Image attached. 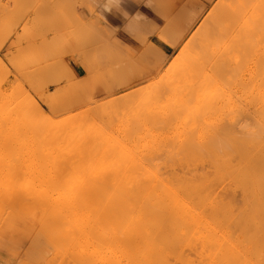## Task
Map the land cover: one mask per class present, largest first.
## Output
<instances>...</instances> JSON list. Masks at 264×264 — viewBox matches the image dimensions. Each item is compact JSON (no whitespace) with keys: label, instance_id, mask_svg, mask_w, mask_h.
Returning a JSON list of instances; mask_svg holds the SVG:
<instances>
[{"label":"rangeland","instance_id":"1","mask_svg":"<svg viewBox=\"0 0 264 264\" xmlns=\"http://www.w3.org/2000/svg\"><path fill=\"white\" fill-rule=\"evenodd\" d=\"M184 1H186V2H184ZM203 1V2H202ZM240 3H241V5H243V3L240 1V0H238ZM238 1H236V0H233V1H231V0H154V3H152V4H150V11L151 12H145L144 11V13H140V15H138V16H135V17H133V18H130V19H128L127 21V23H126V25L127 24H131L132 26H133V30L131 31V33H130V36H125L124 35V31L122 32V31H119V30H117L116 28H114V25H113V22H112V20H110V19H108V18H104V17H102L101 15V5H103V4H107L108 2H109V0L107 1V2H103V0H0V66H1V69H0V71H4V72H1L0 74H2V75H0V120H2V121H0V161L2 162V164H1V162H0V197H3L6 193H8V194H6L7 196L8 195H10L12 192H14V191H16L17 189H16V186L18 185V189H19V187H23L24 186V190H25V192H27L26 193V195H27V198H25L24 197V195H25V192H24V195H22V198L24 199V200H22L21 199V196H19L20 197V199L23 201V202H21V203H19L21 200H19L18 199V203L16 202V201H14V206H12V208L13 207H16V209L15 208H13L14 209V213L16 212V214H17V211L19 212L18 214H17V217H15L16 215H14V213H13V216H14V218L12 217L11 218V214H12V212H13V210H11L12 208H8V206H11V205H9V204H12L11 202H9L10 200H8L11 196L13 197L15 194H13V195H10V197H7L6 198V196H4L3 197V199H0V202H1V200H4L5 202H8V203H6L5 205H7L8 204V206L5 208V207H3V206H5V205H3L4 203V201L2 202V203H0V264H80V262L81 261H83V263L82 264H89V263H92V264H96V263H98V264H106V262L108 263L110 260H111V263L112 264H117V262H119L118 264H121V263H123V264H125V260L127 261V262H131V263H126V264H132V260H134V258L133 257H136L135 255H136V252L137 251H139V250H143V249H145V251L143 250V252H144V254L145 255H147L146 253L148 252V254H150V256H151V258H150V256H146V261H145V255L143 254V252H141L140 251V254H138V257H139V255H140V257L139 258H141L142 257V259H144V262H146V264H147V262L150 264L151 262H152V264H157V257L158 256H155V258L154 259H156V260H154V261H156V263H154L153 261H151L153 258V256L151 255V252H149V251H147V249L149 250V243L150 242H146L145 240H147L148 238H146V239H143V236L141 237V234H139V233H141L142 232V235L143 234H145L144 235V238H145V236L147 237L148 235H146V233H147V227L146 226H143V225H133V227H132V225L131 226H129L130 228H129V230H128V226H123V229L125 228V231L126 232H124V233H126V235L128 236V233H129V236H130V234H132L131 232L133 231V228L135 229V231H133V235L135 236V234L137 233V235L138 236H135V237H133V239L135 238H139V239H137L136 240V242H138V244H136V242H134L135 241V239L133 240V245H135L134 247L132 246V244H131V246L130 247H132V250L134 249L135 250V255L133 254H131V253H128V252H130L131 251V248L130 247H128L129 246V242H131L132 241V238H131V236H133V235H131L130 237H129V239L131 238V240L129 241V239H128V237L126 238V235H124V233L122 232V234L120 233L121 231H123V229L122 230H120L119 231V233H118V230H117V235H113L114 233H116V232H114V231H116V229H117V227H115V228H112L111 227V225L110 224H108V226H109V228L108 229H111V230H109V231H111V233H108L109 231H107L106 229H107V226H105V224L101 221L100 222V220H97L96 218H95V216H96V210L94 209V212L93 213H91L92 211L91 210H89V208H86V205H85V203L82 201L83 199L82 198H80V199H82V200H80L79 199V197H77L78 196V194H76V196H75V193L73 194L72 192H71V190L69 191V188H67V186L65 187L66 188V190H67V192L69 191V193H66V190H64V188L62 189V188H59L58 186H57V189L55 188L56 186L55 185H59L61 182L62 183H65L64 181L66 180L65 179V177H63L62 175H59V174H61L62 172H63V170H62V164H64V162L62 163V160H63V158H64V161L66 160V158L67 159H71L70 160V162H72V160L74 159V161L76 160L75 159V157H77L76 155H74L73 153H71V152H69L68 151V145H70V147L73 145V143L71 144V142H74L75 140H73V139H75L78 135H81V136H79V138L81 137V139L78 141V139L79 138H76L77 140L75 141L76 143H79V144H81L82 142L84 143V145L86 144L85 142L87 141V145H88V147H89V145H91L92 147H93V151H94V154H96V153H98V152H100L99 150L100 149H98L99 147H97V148H95L94 149V147H96L97 145H98V143H100V141L98 142V140H100L101 139V143H100V145L103 147L102 149H105V148H107L108 146H109V148L107 149V157L106 158H108V159H110L111 157H115V153H113V152H115L116 150H119V148L117 149V147L115 148L114 146H115V144H119L120 145V142H121V140H122V142H123V140L125 141V143H128L129 142V140H130V144H133V143H140V144H144V142H146V143H153V140H154V143H156L157 142V144H163V143H165L166 142V144H169L170 143V145H169V147L171 146V144H172V142H173V144L175 143L174 141H173V139H177V137H178V139H177V141H178V143L180 144V146H181V148H185V147H188V144H190L189 146L191 147V148H193L194 150V152H198V151H196V149H198V148H195L196 146H202L201 148H199V149H202L203 148V143H204V148H203V150L205 149V144L207 143V142H209V141H213V142H215L216 140H213V136H218V138H219V135L220 136H222V137H230L229 135V133H230V129H232L233 131L232 132H235V130H238L237 128L241 125H239V117H237L238 116V114H239V112H240V114H241V111H240V109H243L242 107H244L245 105L244 104H246V102H247V99L245 100V98H246V94L247 93H245V92H247V90H246V87H244L245 88V90L243 89V87H242V84H240L241 82H238L239 83V85H238V83L236 84V80H235V78L233 77V79H234V81H235V83H234V81H232L231 79H229V81L228 80H226L225 78H227V76L226 77H223V75H220L219 77H218V75H215L216 77H214V78H216V79H213V80H211V81H209V80H207V81H202V83H201V81H195V82H193L191 85H190V83H188V82H191L190 80H188L189 79V77H187V78H185V79H183V80H181V81H170V83H167V79H168V76H170V74L172 73V68L173 69H175L176 67H177V65H179V63L181 64V63H184V62H186L185 61V59L187 58V55H189L190 54V52H191V50H190V48L187 46L186 47V43H187V38H190L189 36L190 35H193V34H195V36L197 35H199L200 36V38H202L203 36V34L205 33V30H208V28L209 27H211L212 25H210L209 24V26H207V25H203V20H204V16L205 17H211V20H215V22H216V25L215 26H212V27H214L213 28V31H217V30H219V29H221V27H223L222 25H223V23L222 22H224V26L227 24V21H229L231 18H232V16L231 15H233L234 14V11L236 12V13H238V11H236V10H233V9H230V5H232L233 4V2L235 3V2H237V4L239 3ZM246 0H244V2H245ZM216 3V5H215V3ZM247 2H248V0H247ZM197 3V4H196ZM232 3V4H231ZM236 4V5H237ZM144 5H147V3H146V0L144 1ZM206 5V6H205ZM213 5H215V6H213ZM245 6L247 5L246 3L244 4ZM205 6V7H204ZM219 6V7H218ZM233 6V5H232ZM83 7H85V8H87L89 11H90V13L93 15V16H96V17H94V18H91L88 22H86V23H84L79 17H78V10L80 9V8H83ZM164 7H165V9H164ZM221 8V9H220ZM226 8V9H225ZM210 9V10H209ZM105 10H109V9H105ZM182 10V11H181ZM233 10V11H232ZM192 11H194V12H192ZM209 11V12H208ZM220 11V12H219ZM229 11V12H228ZM231 11H232V13L233 14H231ZM160 12V13H159ZM180 12V13H179ZM181 12H182V14H181ZM196 12V13H195ZM202 12V13H201ZM208 12V13H207ZM225 12V13H224ZM191 13V14H190ZM230 13V14H229ZM161 14V15H160ZM179 14V15H178ZM198 14V15H197ZM206 14V15H205ZM210 14V15H209ZM220 14V15H219ZM238 14H240V12L238 13ZM212 15H214V16H212ZM187 16V17H186ZM212 17H214L213 19H212ZM215 17H217V18H215ZM229 17H231L230 19H229ZM187 18V19H186ZM189 18H191V19H189ZM219 18V23H218V21L216 20V19H218ZM194 19H195V21H194ZM16 20V21H15ZM188 20V21H187ZM202 20V21H201ZM15 21V22H14ZM91 21H92V23H91ZM200 22V23H199ZM201 22H202V24H201ZM210 22V21H209ZM191 23V24H190ZM194 23V24H193ZM168 24H170V25H168ZM187 24H190V25H187ZM200 24V25H199ZM219 24V25H218ZM222 24V25H221ZM164 25V26H163ZM199 25V26H198ZM150 26V27H149ZM204 26H207V27H204ZM220 28H219V27ZM12 27V28H11ZM147 27V28H146ZM211 27V28H212ZM216 27H218V28H216ZM205 29V30H204ZM202 31V32H201ZM191 32H192V34H191ZM196 32V33H195ZM199 33V34H198ZM185 35V36H184ZM196 36V40H198V38H199V36L197 37ZM202 36V37H201ZM65 42V43H64ZM172 42V43H171ZM179 42V43H178ZM185 42V43H184ZM62 43H64V44H62ZM174 43H176V44H174ZM62 44V45H61ZM17 46V47H16ZM61 46H63V47H61ZM183 46V47H182ZM68 47V48H67ZM70 48V49H69ZM91 48H92V50H91ZM159 48V49H158ZM60 49H62V50H60ZM160 49H162L165 53H162V52H160ZM189 49V50H188ZM70 50V51H69ZM158 50V51H157ZM58 51V52H57ZM72 51V52H71ZM91 51V52H90ZM71 52V53H70ZM19 58V59H18ZM150 58H151V60H150ZM155 58V59H154ZM157 58V59H156ZM162 58V59H161ZM183 59H184V62H183ZM17 60V61H16ZM20 60V61H19ZM156 60V61H155ZM157 60H158V62H157ZM14 61V62H13ZM18 64H17V63ZM19 62H21V63H19ZM22 62H23V64H22ZM95 62V63H94ZM27 65H26V64ZM151 63V64H150ZM152 63H153V65H152ZM13 64H15V65H13ZM17 64V65H16ZM168 64V65H167ZM207 64H209V66H210V68H209V66H207V67H204V71L205 70H207V71H205L207 74H213L214 72V74H218V72H217V66H216V64H211L210 65V63H207ZM206 64V65H207ZM149 65V66H148ZM151 65V66H150ZM205 65V66H206ZM16 66V67H15ZM27 68H26V67ZM147 66H148V68H150V69H147ZM180 66V65H179ZM214 66V67H213ZM5 67V68H4ZM20 68V69H19ZM7 71H6V70ZM147 69V70H146ZM159 71H158V70ZM16 70V71H15ZM23 70V71H22ZM50 70V71H49ZM156 70V71H155ZM30 71V72H29ZM34 71V72H33ZM49 71V72H48ZM58 71H60V72H58ZM213 72V73H211V72ZM9 72V73H8ZM19 72V73H18ZM33 72V73H32ZM42 72V73H41ZM45 72V73H44ZM48 74H47V73ZM58 72V73H57ZM65 72H66V74H65ZM209 72V73H208ZM4 73V74H3ZM32 75H31V74ZM35 73V74H34ZM40 73V74H39ZM50 73H52L51 74V76L54 74V76H52V78H51V76H50ZM71 73V74H70ZM82 73V74H81ZM131 73H132V76H130V77H132L133 79L135 78L134 76H136V79L135 80H133V79H127V83H125V85L127 84V86H125V85H123V83H122V81L124 82V80H126L125 78L127 77V74H129V75H131ZM143 74L142 76L141 75H139V74ZM161 73H163V74H161ZM167 73V74H166ZM6 74V75H5ZM42 74V75H41ZM16 75V76H15ZM25 75V76H24ZM58 75V76H57ZM59 75H60V77H59ZM129 75H128V78H130L129 77ZM145 75V76H144ZM162 75H164V77L162 76ZM2 76V77H1ZM5 76V77H4ZM45 76V77H44ZM141 76V78L143 79L142 80V82H140V80H139V77ZM26 77V78H25ZM55 77H59V78H55ZM149 77V78H148ZM166 77V78H165ZM29 80H28V79ZM52 80H50V79ZM79 78V79H78ZM124 78V79H123ZM138 78V79H137ZM147 78V79H146ZM4 79V80H3ZM46 79V80H45ZM49 79V80H48ZM43 80V81H42ZM80 80V81H79ZM120 80V81H119ZM128 80H129V82L130 81H132L131 83L132 84H130L129 85V82H128ZM139 80V81H138ZM219 80V81H218ZM32 81V82H31ZM134 81H135V83H136V81H138L137 82V84H135L134 83ZM164 81H165V83H164ZM187 81V82H186ZM221 81V82H220ZM222 81H224V82H222ZM232 81V82H231ZM28 82H30V85H29V83ZM51 82V83H50ZM105 84H104V83ZM126 82V81H125ZM152 82V83H151ZM169 82V81H168ZM211 83V85H210V83ZM111 83V84H110ZM116 83V84H115ZM121 83H122V85H123V87H122V85H121ZM172 83V84H171ZM226 83V84H225ZM228 83V84H227ZM235 84V86H234V84ZM18 84H19V87H18ZM114 84V85H113ZM151 84V85H150ZM168 84V86H166ZM203 84V85H202ZM206 84V85H205ZM225 84V85H224ZM107 87H106V86ZM118 85H119V87H118ZM121 85V86H120ZM170 85L173 87V89H172V87H170ZM180 85H184V87L182 86V88H180L179 86ZM186 85H187V88H185L186 87ZM188 85H190L189 87H192V91H191V88H189V90L191 91V95H189V91H187L186 89H188ZM196 85V86H195ZM199 85V86H198ZM210 85V86H209ZM238 85V86H237ZM22 86V87H21ZM31 86V87H30ZM105 86V87H104ZM117 87V88H115V87ZM134 88H133V87ZM176 86H178L179 88H177ZM7 87V88H6ZM122 87V88H121ZM126 87V88H125ZM130 87H131V89H130ZM139 87H142V90H135V91H137V93L136 94H133L132 92H131V90L132 91H134V89L135 88H139ZM163 87H165V89L163 88ZM175 87H176V90L174 91V89H175ZM208 87V88H207ZM241 87H242V89L245 91H243V90H241ZM4 88H5V90H4ZM75 88V89H74ZM121 88V89H120ZM123 88H124V90H123ZM144 88V89H143ZM171 88V89H170ZM184 88V89H183ZM199 88H201V89H199ZM221 88V89H220ZM20 89V90H19ZM130 89V90H129ZM140 89V88H139ZM178 89H182V91L180 90V91H178ZM204 89V90H203ZM236 89V90H235ZM74 90V91H73ZM127 90V91H126ZM163 90H164V92H163ZM170 92V94L167 92ZM169 90H172V92L171 91H169ZM187 91V93H186V91ZM212 90V91H211ZM215 90V91H214ZM218 90H219V92H218ZM7 91H8V93H7ZM71 91H73V92H71ZM128 91L129 92H131L132 93V96H131V93H130V95L127 97L126 96V94L128 93ZM163 92V94L164 93H166L167 95H165L166 97H164V95L162 94V92ZM176 91H177V93L179 94L180 93V95H178V94H176ZM198 91V92H197ZM236 91V92H235ZM242 91H243V93H242ZM151 92V93H150ZM160 92V93H159ZM174 92V93H173ZM185 92V93H184ZM194 92V93H193ZM206 92H207V94H206ZM234 94H233V93ZM5 93V94H4ZM109 93V94H108ZM156 93V94H155ZM157 93H158V97H160L161 95L163 96V97H161V98H159L160 99V102L157 100V98L158 97H156L157 96ZM182 93V94H181ZM218 93V94H217ZM227 93V94H226ZM75 96V94H76V97H79L80 99H76V97L73 99V95ZM108 94V95H107ZM151 94H153V95H151ZM161 94V95H160ZM172 94L174 95L173 97H172ZM186 95V96H184V95ZM194 94H195V98L194 97H192V96H194ZM224 94V95H223ZM229 94V95H228ZM239 96V97H235V96H237V95ZM245 94V95H244ZM12 95V96H11ZM42 95V96H41ZM44 95V96H43ZM105 95V96H104ZM156 95V96H155ZM181 96V100L179 99V98H177L176 96ZM198 95L200 96L199 97V99H201V98H203L202 96H204V99H201V103H200V106H198L199 104H198V100H197V97H198ZM242 95L244 96V97H242ZM14 96V97H13ZM72 96V98L70 99L71 100V102H72V99H73V102L72 103H75V101L77 100L78 101V103L76 102V104H78L77 106H73L72 105V109H73V107H78L77 108V110H75L76 108H74L73 110L71 109V104H70V102H68L70 105V109L68 108V107H65V106H67L66 104L67 103H65L66 101H65V99L64 98H66L67 97V99L69 100V98L68 97H71ZM107 96V97H106ZM120 96H122L123 98H121ZM147 96V97H146ZM168 96H170V98H168ZM183 96H184V98H183ZM188 96H190V97H188ZM9 97V98H8ZM12 97V98H11ZM18 97V98H17ZM25 97H27L26 99H25ZM42 97V98H41ZM103 97V98H102ZM120 97V100H118V98ZM132 97V98H131ZM145 97H146V99H145ZM154 97H156V99H154ZM175 97L178 99V100H180V102L181 101H183L184 103H186V105H184L183 107H181V109H183V110H180V108H178L177 109V107H179V106H177L176 108H174L176 105V103H177V105H179L178 103H179V101L177 102V99H176V101H175ZM185 97H186V99H185ZM187 97H188V99H191L190 101L189 100H187ZM241 97V98H240ZM15 98V99H14ZM30 98V99H29ZM93 98H95V99H93ZM116 99L117 101H119L120 102V104L118 105V102L117 101H112L113 99ZM127 98V99H126ZM140 98H143V100L144 101H142V99H140ZM149 98H151L150 100H151V102H149ZM154 100H153V99ZM162 98H165L164 100H170V99H172L173 100V98H174V101H170L169 102V100L167 101V103L166 102H164V100L162 99ZM166 98H168V99H166ZM221 98V99H220ZM227 98V99H226ZM3 99H5V100H3ZM14 99V100H13ZM24 99V100H23ZM34 99V100H33ZM60 99H64L63 101H64V103H65V106H64V104H63V102L61 103V101H60ZM66 99V100H67ZM76 99V100H75ZM124 99V100H123ZM132 101H131V100ZM136 99H138V100H136ZM193 99V100H192ZM213 99V100H212ZM217 99V100H216ZM236 99H237V102H235L236 101ZM239 99H241V100H239ZM21 100H22V102L24 101V102H26V100H27V102H26V104L23 102V104L25 105V107H24V105L23 104H21V105H23V106H21L20 104H19V102H21ZM30 100V101H29ZM32 100V101H31ZM59 100V101H58ZM89 100H90V102L93 100V102H94V100H95V103H94V105L96 106V109L98 110H96V109H93V111H91V112H93V113H91V112H84V114L85 113H87V115L85 114V116H88V114H92V115H89L88 117H85V119H83L82 117V119L84 120V122H83V120L81 119V121H80V123H79V121L77 120V122L78 123H76V124H74L75 122H76V119H78L77 117H79V115L77 116H75L76 118H73V116L75 115V113L76 114H80V110H84L85 111V109H86V106H87V103L89 102ZM107 101V104H106V101ZM147 100H148V102H147ZM158 101L157 103H155V101ZM163 100V101H162ZM212 100V101H211ZM5 103H4V102ZM57 101H58V104L60 103L61 104V106L60 105H58V104H56L55 105V103H57ZM122 101H123V103H122ZM125 101V102H124ZM136 101V102H135ZM137 101H139L140 103H138ZM185 101H187L188 103L189 102H193V103H187V102H185ZM215 101H217V102H215ZM246 101V102H245ZM21 102V103H22ZM30 102V103H29ZM31 102H32V104H31ZM52 103V105H51V103ZM54 102V103H53ZM80 102H83L85 105H83V103H81L80 104ZM96 102H97V104H96ZM98 102L100 103V104H102L103 102V105H101L100 107H98ZM117 103V105L119 106V108H121V110H119L117 107L118 106H116V104H114V103ZM132 102H133V105L135 106V104H134V102L135 103H137L136 105V107L135 108H132L131 106H133L132 105ZM142 102H145V103H142ZM173 103V105L172 104H170V103ZM197 103V110H196V105L194 106L193 104L194 103ZM199 102H200V100H199ZM239 102H242L241 104L239 103ZM110 103V107L108 106V104ZM111 103H113V104H111ZM157 104V105H155V107L153 106L154 104ZM160 103V104H159ZM163 105H162V104ZM170 105H169V104ZM230 103V104H229ZM6 104V106H4ZM13 105L12 107H11V105ZM17 104H18V107H17ZM28 104V105H27ZM62 104H63V106H64V108H66L65 110H67V111H65L62 107ZM126 104H127V107H128V105H129V107H128V109H126V108H124L125 106H126ZM146 104H150V105H152L153 106V108L155 109L156 107L158 108V109H160V110H162V109H164V108H166V109H164L162 112L159 110V111H157L158 109H155L157 112H159L158 114H157V112H155V110L152 108V106H150L149 108H151V109H149V110H151L150 111V113H152L151 114V116H153L154 114H156V115H154V117L153 118H151V116H150V113H149V116H148V113L147 112H149L148 111V109H147V105ZM168 104V105H167ZM191 104V105H190ZM212 104H213V106H212ZM236 104V105H235ZM1 105H3V107L4 108H2V106ZM10 105V108L8 107ZM15 105H16V108H15ZM59 106V108H58V112H59V114L57 113V109H56V106ZM83 106V107H81V106ZM120 105L121 106H123V107H120ZM146 107H144V106ZM162 105V106H161ZM217 105H219V107L221 106V108H219ZM244 105V106H243ZM57 106V107H58ZM104 106V107H103ZM109 108H107V107ZM114 106H116V107H114ZM133 106V107H134ZM140 106H142V107H144V111H146V109H147V111L146 112H144V113H142V109H140L141 107ZM149 106V105H148ZM159 106V107H158ZM168 106V107H167ZM174 106V107H173ZM189 106L190 107H193L195 110L194 111H190V108H189ZM237 106V107H236ZM241 106V107H240ZM22 107H24V108H21ZM79 107L80 108H82V109H79ZM98 107V108H97ZM106 107V109H104ZM131 107V108H130ZM139 107V108H138ZM169 107H171L172 108V110H174L175 112H171L170 114L168 113V111L169 110H171ZM234 107V108H233ZM7 108H9L8 109V111L6 110ZM15 108V110L13 111V109ZM60 108H61V111L62 110H64V114L62 115V112L60 111ZM69 110H68V109ZM88 108V107H87ZM99 108H101L102 110H100V112H99ZM117 108V110H119V111H122V114H121V112H120V115H119V113H118V111H117V113H116V109ZM138 108V110H140V111H138L137 112V110H136V112H135V109H137ZM167 108H169V110L167 109ZM193 108H191V110H193ZM3 109V110H2ZM12 109V110H11ZM18 109V110H17ZM56 109V110H55ZM113 111H111V110ZM125 109V110H124ZM131 109H133L132 111H133V113L131 112ZM154 111H153V110ZM175 109H177V110H175ZM188 109H189V113H188ZM211 109V110H210ZM238 110L237 112L235 111L234 113H236V115L233 113V110ZM6 110V111H5ZM20 110V111H19ZM30 110V111H29ZM71 110V112L73 113V116H72V113L71 112H69ZM75 110V111H74ZM104 110V111H103ZM178 110H180V112L178 113ZM3 111V112H2ZM28 111V112H27ZM77 111V112H76ZM80 111V112H79ZM125 111V112H124ZM177 111V112H176ZM187 111V112H186ZM218 111V112H217ZM16 112V113H15ZM23 112V113H22ZM60 112H61V114H60ZM67 112V113H66ZM75 112V113H74ZM79 112V113H78ZM95 112H96V114H97V118H95L96 117V114H95ZM99 112V113H98ZM106 114V117H105V119L103 118L104 116H105V114ZM128 112H131V113H129L130 114V116H129V114H127ZM163 112H164V114L167 112L168 114H169V116H171V117H169L168 116V114H166L167 116L165 117L164 116V114H163ZM186 112V114H184ZM193 112V113H192ZM221 112V113H220ZM227 112V113H226ZM5 113V114H4ZM56 114V115H58V116H56V115H53V114ZM66 113V114H65ZM81 113H83V112H81ZM116 113V115H114ZM126 113V114H125ZM137 113V114H136ZM140 113V114H139ZM142 113V114H141ZM147 113V114H146ZM173 113V114H172ZM174 113H176V114H174ZM181 113V114H180ZM189 114V118L190 117H194V119H190V120H188V118L186 119V120H184L186 117H188L187 115ZM191 113V114H190ZM197 113V114H196ZM213 113V114H212ZM231 113V114H230ZM7 114V115H6ZM10 114V115H9ZM12 114V115H11ZM84 114H83V117H84ZM100 114V115H99ZM118 114V115H117ZM132 114H134V115H136V116H134V115H132ZM143 114H145L146 116H144ZM177 114H180V116H178ZM183 114V115H182ZM14 115V116H13ZM53 115V116H52ZM64 117H62V116ZM107 115H108V117H107ZM109 115H110V117H109ZM125 115V116H124ZM127 115V116H126ZM133 116V118L135 119V120H132V122H131V119L130 118H132V116ZM139 115V116H138ZM160 115V116H159ZM186 115V116H185ZM207 115V116H206ZM6 116H8V117H6ZM10 116V117H9ZM49 116V117H48ZM52 118H51V117ZM69 116L75 121L74 123H73V120H71V118H69ZM80 116H81V114H80ZM99 116H101L100 118H101V120H99L100 118H99ZM115 116V117H114ZM118 116H119V119H118ZM142 116V117H141ZM174 116V117H173ZM221 116V117H220ZM240 116V115H239ZM2 117H6L5 118V120H6V123H4V119L2 118ZM14 117V118H13ZM58 117V118H57ZM61 117V118H60ZM113 117V118H112ZM130 117V118H129ZM140 117V118H139ZM146 118V119H143L142 121H141V119L142 118ZM148 117H150V118H148ZM161 117H164V118H161ZM168 117V118H167ZM178 117V122L179 123H177L179 126L181 125V123L183 122V121H181V120H184V123H182L183 125H184V127H182V126H178V128L175 126V125H177L176 124V118ZM181 117V118H180ZM236 117V118H235ZM9 118H10V120H9ZM46 118H48L47 120H46ZM50 118V119H49ZM88 118H90L91 119V121H92V123L94 122L95 123V125L94 124H92L91 123V121L89 122L88 120H90V119H88ZM92 118L94 119V120H92ZM110 118V119H109ZM114 118L116 119V121L114 120ZM125 118V119H124ZM132 118V119H133ZM139 118L140 120H138L139 121V123L140 122H142L143 123V125H145L144 123H145V121L146 120H148L147 122H148V124L147 125H150L149 127V129L147 128L148 126L147 125H145L144 127L143 126H141V123L139 124L138 123V121H137V119ZM179 118H180V121H179ZM205 118V119H204ZM14 119V120H13ZM52 119V120H51ZM60 119H62V121L60 120ZM65 119V120H64ZM66 119H68V120H66ZM80 119V118H79ZM95 119L98 121H100L101 122V124H100V122H95ZM109 119V120H108ZM114 121H113V120ZM128 121H127V120ZM150 119H152L151 121H150ZM222 119V120H221ZM236 119V120H235ZM13 120V121H12ZM46 120V121H45ZM54 120H57V121H55L54 122ZM61 122H63V120H64V122L63 123H59L60 121ZM69 120H71V124L73 125H71L70 124V122H68L70 125L69 126H71L70 128H68V125H64V123H67V121H69ZM86 120V121H85ZM102 120L104 121L103 123H102ZM112 122H111V121ZM120 120V121H119ZM126 121V122H124V124H123V121ZM129 120H130V122H129ZM157 120V121H156ZM164 120V121H163ZM168 120V124L170 123L169 121H171V122H173V123H175V124H172V123H170L169 125H170V127H168V130L170 131V132H164L165 130V128L167 129V126H168V124H167V121ZM193 120H194V123H193ZM215 120V121H214ZM234 120H235V122H234ZM48 121V122H47ZM50 121V122H49ZM51 121H53L54 122V124H53V122H51ZM59 121V122H58ZM110 121V122H109ZM144 121V122H143ZM153 121V122H152ZM155 121L157 122V123H155ZM161 121H163V122H161ZM192 121V122H191ZM198 123H197V122ZM233 121V122H232ZM3 122V123H2ZM87 123V125H85L84 126V123ZM106 122V123H105ZM109 123V125H110V127H109V125H107L108 123ZM114 122H116L115 124H114ZM122 122V123H121ZM129 123V126H128V123ZM134 122V123H133ZM152 122V123H151ZM185 122H186V124H185ZM190 122V123H189ZM196 122V123H195ZM214 122V123H213ZM238 122V123H237ZM9 123V124H8ZM40 123V124H39ZM51 123V124H50ZM81 123H83L82 125L86 128V126L88 127V128H90V127H92L93 128V126H95V128L94 129H92L91 131V133H92V138L90 139H88V138H86L85 137V135L88 133V130H87V128H86V130H84L83 128L84 127H82L81 128ZM92 124V126L90 125V126H88V124ZM96 123H98L97 125H96ZM113 123V124H112ZM130 123H131V125H130ZM136 123V124H135ZM160 123V124H159ZM191 123H193V125H195V127L193 126V128L191 127V132H190V128L188 129V131L190 132H187V131H185V132H187V136H186V133H184V130L186 129V127L188 128V126L190 127V125L189 124H191ZM201 123V124H200ZM229 123H230V125H229ZM14 125V127L15 128H13V125ZM39 124V125H38ZM47 124V125H46ZM59 124V125H58ZM78 124V125H77ZM105 124V125H104ZM119 124H121L122 125V127H121V125H120V127H118L119 126ZM135 126H134V125ZM139 124V125H138ZM154 124V125H153ZM162 124H164L166 127L164 128L163 127V125ZM198 126H197V125ZM227 124V125H226ZM3 125V126H2ZM8 125H11V126H8ZM46 125V126H45ZM53 128H51L50 126ZM55 125H56V127H55ZM60 125H62V127H63V125L64 126H66L67 128H65V127H63V129L62 130H64L63 132H60V130H61V128L62 127H59L58 128V126H60ZM76 125V126H75ZM99 125V126H98ZM103 125V126H102ZM118 125V126H117ZM158 127H160L159 129L160 130H157L158 128H157V126ZM160 125V126H159ZM162 125V126H161ZM174 125V126H173ZM187 125V126H186ZM192 125V124H191ZM200 125V126H199ZM234 125L235 126H237V125H239L238 127H234ZM5 126V127H4ZM33 126V127H32ZM38 126V127H37ZM126 126V127H125ZM133 126L134 127H138L139 128V130H138V133H140V135L139 136H137L136 134H135V132H134V130H136V133H137V129L136 128H133ZM172 126H173V128L174 129H172ZM37 127V128H36ZM44 127V128H43ZM74 127H80V130L81 131H79V132H76L75 131V134L77 133V135H73V133L71 134V137L70 136H68V134H67V129H71V128H73L71 131L72 132H74V129L75 130H77L76 128H74ZM97 127V128H96ZM100 127H102V129L100 128V134L99 133H93V132H99V128ZM104 127H105V129H104ZM114 127H116V128H114ZM128 127H131V128H128ZM140 127H142V128H140ZM154 128V129H152V128ZM156 127V128H155ZM163 127V128H162ZM182 127V128H181ZM200 127V129H197V128H199ZM222 127V128H221ZM233 127V128H232ZM12 128V129H11ZM32 128H33V131H32ZM35 128V129H34ZM42 128V129H41ZM48 128V129H47ZM127 128V129H126ZM145 129V131H146V133H148V134H146L145 132H142V130L144 131V129ZM182 130L183 129V132L181 131L180 133H184V134H180L181 136H175V135H177V133H179V132H177V131H180V129ZM194 128H196V129H194ZM201 128H203V130L201 129ZM235 128V129H234ZM17 129V131H15ZM38 129V130H37ZM110 131V129L113 131V132H111L110 131V133H109V136L110 137H112L114 134H115V132H117L118 134H119V137H123V139H120V138H118V139H120V142L118 143V142H116V139L115 138H117L118 137V135H114L111 139H109L108 137V135L106 136V134H108V130ZM115 129V130H114ZM119 130V132H118V130ZM123 129V130H122ZM130 131H129V130ZM134 129V130H133ZM162 129H163V132L161 133V131H162ZM193 129H194V132H193ZM229 129V130H228ZM11 130V131H10ZM34 130H36V131H34ZM44 130V132H46V134H48V135H50L49 137L48 136H46L45 135V133H44V135H43V133H42V131ZM48 131V133H47V131ZM55 130V131H54ZM57 130V131H56ZM82 130H83V132H82ZM121 130V131H120ZM124 130H127L128 131V133L130 132L131 133V130H133L132 131V134H133V132H134V137H133V135H131L132 137L130 138V137H127V133H126V131H124ZM151 130H153V131H151ZM156 130V131H155ZM167 130V131H168ZM173 130H176V132L175 133H172V131ZM187 130V129H186ZM201 130V131H200ZM6 131V132H5ZM52 131V132H51ZM78 131V130H77ZM85 131H87L86 132V134H85ZM107 131V132H106ZM140 131V132H139ZM149 131V132H148ZM151 131V132H150ZM157 131L158 132H160V133H157ZM197 131L199 132V133H197ZM204 131V132H203ZM4 132V133H3ZM19 132V133H18ZM41 132L42 133V135L41 134H39V133ZM57 132V133H56ZM65 132H66V137H65ZM105 132V133H104ZM122 132H124V133H122ZM152 132L156 135L155 137H154V134L152 135ZM203 132V133H202ZM206 132V133H205ZM31 133V134H30ZM55 133V134H54ZM60 133H62L61 135H60ZM78 133H81V134H78ZM82 133L84 134V137H82ZM90 133V134H91ZM116 133V134H117ZM130 133H129V135H130ZM137 133V134H138ZM142 133V134H141ZM143 133H145V134H143ZM163 133H165V134H163ZM167 133H170V135L172 134H174L173 136H174V138H173V136L171 137L169 134H167ZM188 133H189V136H188ZM195 133V134H194ZM218 133V134H217ZM10 134H12V136L10 135ZM18 134V135H17ZM37 134V135H36ZM59 135L60 136V138H59V136H57V135ZM95 134H96V136H95ZM104 134V135H103ZM113 134V135H112ZM161 134V135H160ZM166 134L168 135V137L166 136ZM191 134H194V135H196V136H192ZM199 134H200V136H199ZM203 134V135H202ZM229 134V135H228ZM15 135V136H14ZM20 135H21V137H20ZM54 135V136H53ZM63 135V136H62ZM72 135H73V137L74 138H72ZM94 135V136H93ZM100 135V136H99ZM121 135V136H120ZM124 135H125V137H124ZM128 135V136H129ZM142 135L144 136V137H142ZM150 135H152V136H150ZM159 135V136H158ZM163 135H165V137L163 136ZM209 135V136H208ZM4 136V137H3ZM11 136V137H10ZM17 136H18V138H17ZM29 136V137H28ZM35 136H36V138H35ZM41 136H43L42 138H44V139H42V140H39L40 138H41ZM98 136V137H97ZM103 138H102V137ZM160 136H162V138H160ZM183 136H186L185 137V139H187V137H190L192 140H190L189 141V139L190 138H188V140H185L184 138H183ZM205 136V137H204ZM2 137V138H1ZM34 137V138H33ZM55 137L57 138V139H59L58 141H56V140H54L55 139ZM95 137V138H94ZM97 137V138H96ZM104 137H106V138H104ZM121 137V138H122ZM135 137H136V140H135ZM137 137H140V138H137ZM148 137H149V140H152V141H149L148 140ZM154 137V139H152ZM157 137L159 138V139H157ZM167 137V138H166ZM169 137H171V138H169ZM181 137V138H180ZM193 137V138H192ZM222 137H220V138H222ZM7 140H6V139ZM11 138V139H10ZM53 138V139H52ZM67 138H70V139H72L73 141H69L70 139H68V141H67ZM83 138L85 139H87V140H84V141H82L83 140ZM98 138H100V139H98ZM127 138V139H126ZM128 138H129V140H128ZM144 138H146V139H144ZM195 138V139H194ZM207 139V140H205V139ZM212 138V139H211ZM31 139V140H30ZM45 139H47V140H45ZM64 139H66V140H64ZM105 139V140H104ZM112 139L113 140H115V141H112ZM134 140V142H133V140ZM161 139H163V140H161ZM164 139H165V142H164ZM171 140V142H169L170 140ZM184 141V143L183 144H186V145H183V144H181L183 141ZM198 139V140H197ZM201 139H202V141H201ZM215 139H217L216 137H215ZM227 139V138H226ZM15 140H16V142H15ZM27 140V141H26ZM35 140H36V142H35ZM45 140V141H44ZM49 140H52V142L53 143H55V144H53L51 141H49ZM61 140H64L63 142L61 141ZM89 140H92V141H90L89 142ZM95 141V143H94V141ZM106 140H107V143H106ZM112 142H111V141ZM126 140H128V141H126ZM139 140H141V142H139ZM144 142H143V141ZM155 140H156V142H155ZM158 140H159V142H158ZM179 140H181V141H179ZM195 140V141H194ZM209 140V141H208ZM218 141H225V139H217ZM2 141V142H1ZM5 143H4V142ZM7 141V142H6ZM32 141V142H31ZM41 141V142H40ZM44 141V142H43ZM55 141V142H54ZM97 141V142H96ZM110 141V142H109ZM137 141V142H136ZM176 141V140H175ZM187 141V142H186ZM199 142V144H201V145H199L198 144V142ZM18 142V143H17ZM36 144H35V143ZM49 142H51L50 144H48ZM106 143V144H104V143ZM109 142V143H108ZM133 142V143H132ZM193 142V143H192ZM2 143V144H1ZM9 143V144H8ZM39 143H42L41 144V147H40V144ZM58 143V144H57ZM59 143H62V144H64V145H60ZM70 143V144H69ZM82 143V144H83ZM89 143V144H88ZM113 143V145H111ZM124 143V142H123ZM128 143V144H129ZM196 143V144H195ZM8 145L7 147L5 146V145ZM14 144V145H13ZM18 144V145H17ZM25 144V145H24ZM44 144H46V145H44ZM52 144V145H51ZM96 144V145H95ZM193 144H195L196 146H193ZM209 144H210V142H209ZM14 146V152H13V146ZM37 147H36V146ZM75 145V144H74ZM83 145V146H84ZM94 145V146H93ZM104 145V146H103ZM112 147H111V146ZM207 145H208V143H207ZM16 146V147H15ZM47 146V147H46ZM53 146H61V147H59V149H58V147H56V148H54ZM68 146V147H67ZM78 145H76L75 147H77ZM106 146V147H105ZM193 146V147H192ZM5 147V148H4ZM21 147V148H20ZM25 147V148H24ZM28 149H27V148ZM34 147V148H33ZM36 147V148H35ZM44 147V148H43ZM51 147V148H50ZM87 146H85V148L87 149L88 148ZM114 147V148H113ZM209 147V146H208ZM207 147V148H208ZM40 149L39 151L42 153V154H40L39 153V151H37L38 149ZM46 148V149H45ZM49 150H48V149ZM72 148V147H71ZM80 148H83V147H80ZM84 148V149H85ZM191 148H186V149H188V150H186V151H191ZM6 149V150H5ZM10 149H12V150H10ZM17 149H19V150H17ZM36 151H35V150ZM43 149V150H42ZM56 149V150H55ZM65 149V150H64ZM66 149H67V151H66ZM113 149H115V150H113ZM10 152H9V151ZM48 150V151H47ZM51 150V151H50ZM53 150V151H52ZM59 150V151H58ZM65 152H63V151ZM81 150V149H80ZM79 150V151H80ZM95 150H98V151H95ZM208 150V149H207ZM210 150V149H209ZM4 151H5V153H4ZM16 151V152H15ZM35 151V152H34ZM43 151H45V152H43ZM59 152V154H60V156L58 155L57 156V152ZM82 151H84L83 149H82ZM81 151V152H82ZM192 151V152H193ZM202 151V150H201ZM206 151V150H205ZM204 151V152H205ZM13 152V153H12ZM24 153V154H20V156H19V154H17V153ZM29 154H28V153ZM31 152V153H30ZM49 153V155H50V159H49V155H48V153ZM54 152H56V153H54ZM68 152H69V154L71 153L73 156V159L72 158H70L71 157V154L69 155L68 154ZM72 152H74V151H72ZM86 152L87 153H85V155H86V157H89V154H88V151L86 150ZM113 154H112V153ZM9 153V154H8ZM14 155V156H16L17 158L16 159H19V160H14L15 159V157H13V158H11V156H12V154ZM34 153H37V156H36V154L34 155ZM64 153V154H63ZM67 153V154H66ZM3 154V155H2ZM47 154V155H46ZM55 154V155H54ZM84 154V153H83ZM82 154V155H83ZM112 154V155H111ZM5 155V156H4ZM11 155V156H10ZM34 155V156H33ZM40 155V156H39ZM53 155H54V157H53ZM67 155V157H65ZM111 155V156H110ZM162 155L163 154H160V156L162 157ZM4 156V157H3ZM19 156V157H18ZM36 156V157H35ZM42 156V157H41ZM47 156H48V158H47ZM57 156V157H56ZM63 158H62V157ZM75 156V157H74ZM108 156H110V157H108ZM159 156V155H158ZM189 156H191L192 157V154H190ZM194 156V155H193ZM25 157V158H24ZM29 157H31V158H29ZM38 157V158H37ZM40 157V158H39ZM60 159H59V158ZM155 157H157V156H155ZM4 158V159H3ZM7 158H9V159H7ZM78 158V157H77ZM158 158V157H157ZM7 159V160H6ZM24 159H26V160H24ZM37 159V160H36ZM40 159V161H38ZM42 159V160H41ZM11 160L13 161V162H11ZM23 160V161H22ZM29 160V161H28ZM31 160V161H30ZM36 160V161H35ZM59 160H61V162L59 161ZM3 161H5V162H3ZM8 161V162H7ZM41 161H43V162H41ZM50 163H49V162ZM56 161H57V163H56ZM59 161V162H58ZM21 162V163H20ZM25 162H26V164H25ZM29 164H28V163ZM39 162H41V163H39ZM53 162H55L54 164H52ZM69 162V164L70 165H67L68 166V169L70 170V166H73V164L72 163H70ZM38 163V164H37ZM4 164V165H3ZM44 164V165H43ZM51 164V165H50ZM25 165V166H24ZM31 166V167H29V166ZM36 165V166H35ZM52 165H54V167H52ZM58 165V166H57ZM65 165V164H64ZM3 166V167H2ZM14 166V167H13ZM43 166V167H42ZM45 166V167H44ZM59 166H61V167H59ZM37 167H39V168H37ZM36 168V169H35ZM41 168H42V170H41ZM53 168V169H52ZM72 168V167H71ZM24 169V170H23ZM29 169V170H28ZM32 169V170H31ZM40 169V170H39ZM48 171H47V170ZM55 169H57V170H55ZM58 169H59V171H58ZM12 170V171H11ZM21 170V171H20ZM25 170H26V172H25ZM45 171V173H43L44 171ZM60 170H62V171H60ZM65 170H67V169H65ZM42 171V172H41ZM54 171V172H53ZM59 172V174L57 173V172ZM68 171V170H67ZM67 171H65V173L67 172ZM70 171H72V170H70ZM25 172V173H24ZM27 172H29V173H27ZM51 172V173H50ZM53 172V173H52ZM56 172V173H55ZM61 172V173H60ZM3 173V174H2ZM22 173H23V177H22ZM36 173V174H35ZM38 173V174H37ZM46 177H44V176H41L42 174ZM49 173V174H48ZM68 173H70V172H68ZM72 173V172H71ZM70 173V174H71ZM31 174V175H30ZM33 174V175H32ZM57 174V175H56ZM41 177H44L46 180H48L49 178L51 179L52 178V180L53 179H56L58 176H60L59 178L62 180H60V181H58L57 179L55 180V181H50V182H52L53 184H54V186L52 185V184H50V185H52V189L50 188V187H47V188H44V189H38V188H34V185L33 184H36V182L39 180V179H36V178H40V176ZM50 175H52V177L50 176ZM67 175H69V174H67ZM9 176V177H8ZM17 176V177H16ZM30 176V178H31V181H30V179L29 178H27V177H29ZM54 176V177H53ZM49 177V178H48ZM56 177V178H55ZM63 177V178H62ZM14 178V179H13ZM16 178V179H15ZM21 178V179H20ZM35 178V179H34ZM48 178V179H47ZM29 179V180H28ZM33 179V180H32ZM3 180V181H2ZM13 180V181H12ZM20 180V181H19ZM25 182V183H22L23 181ZM10 181V182H9ZM28 181H29V184H28ZM35 181V182H34ZM261 181L264 183V176L262 177V179H261ZM33 182V183H32ZM60 182V183H59ZM14 183L16 184L15 186H13L14 185ZM57 183V184H56ZM67 183V182H66ZM10 184V185H9ZM26 184V185H25ZM30 185V186H29ZM61 186V185H60ZM262 186L264 187V184H262ZM9 187H10V189H9ZM263 187H261L260 189L261 190H259L258 192H260V193H258V192H253V190L250 188V189H248L247 190V192H245L244 194H241L240 192L239 193H237L236 195L234 194V193H231V194H229V196H231L232 195V198H235V200H234V205L233 206H231V208L228 210V211H231L230 213L234 216V217H237L236 218V220L241 224L242 222H245L246 223V226H245V224L243 225L244 226V228H245V230H247L248 228H250V231H252L253 232V230H254V225L251 223V222H253L252 220L253 219H256V216H257V214H258V212L260 211V210H262L261 208L259 209V207L260 206H262L263 207V212H264V203L261 205L260 204V206H258V205H256V204H253V203H251L250 202V200H251V198L252 197H259L258 196V194L261 196V193L264 191V188ZM2 188V189H1ZM12 188H13V190H12ZM54 188H55V190H54ZM62 190V191H59V190ZM1 190L3 191L2 193H1ZM30 190L31 191H33V192H30ZM41 190V191H40ZM54 192H53V191ZM40 191V192H39ZM65 191V192H64ZM251 191H252V194L250 195V193H251ZM36 192V193H35ZM40 193H41V195H40ZM44 193V194H43ZM63 193V194H62ZM248 193V194H247ZM51 194H52V196H51ZM55 194V195H54ZM60 194H62V196L60 195ZM66 194V195H65ZM69 194H71V195H69ZM240 194V195H239ZM2 195V196H1ZM25 195V196H26ZM29 195H31V196H29ZM38 195H39V198H38ZM48 195H50V196H48ZM235 195V196H234ZM253 195V196H252ZM33 196V197H32ZM37 196V197H36ZM45 196H48V197H45ZM56 196V197H55ZM58 196V197H57ZM73 197V198H75V197H77L76 198V200L74 199L73 201H72V203H68V202H71V200L73 199V198H71V197ZM75 196V197H74ZM238 196H239V199H238ZM245 196H246V198H247V203L245 204L244 202H243V198H245ZM252 196V197H251ZM262 196H264L263 194H262ZM15 197V196H14ZM31 199H30V198ZM36 199H35V198ZM60 197V198H59ZM65 197V198H64ZM243 197V198H242ZM248 197H249V199H248ZM7 200H6V199ZM34 198V199H33ZM43 200H42V199ZM47 198H49V200L47 199ZM70 198V199H69ZM26 199V200H25ZM28 199H30V201L28 200ZM38 199H39V203H40V206H39V203L37 202L38 201ZM47 201H46V200ZM54 199V200H53ZM63 199V200H62ZM65 199V200H64ZM27 200L29 201V202H27ZM33 200V201H32ZM35 200V201H34ZM40 200H42V201H45V202H41ZM59 200H61L60 202H57V201H59ZM67 200V201H66ZM79 200V201H78ZM241 200V201H240ZM11 201H13V200H11ZM49 201V202H48ZM67 203H66V202ZM235 201H237V202H235ZM26 202V203H25ZM32 202V203H31ZM53 204H52V203ZM55 202V203H54ZM66 204H65V203ZM241 202V203H240ZM17 205H16V204ZM24 203V205H26L25 207H27V208H29V211L27 210V208H22L21 209V207H24V205H22ZM35 203V204H34ZM43 203V204H42ZM49 203H51L50 205H49ZM60 205H59V204ZM76 205H75V204ZM249 203H251V204H249ZM18 204H20L19 206H20V208L18 207ZM34 204V205H33ZM44 204H46V207H44ZM47 204H48V206H47ZM56 204V205H55ZM62 204H63V206H62ZM69 204V205H68ZM77 204H78V206H77ZM241 204V205H240ZM242 204H244V205H242ZM248 204V205H247ZM2 205V206H1ZM22 205V206H21ZM37 207H36V206ZM53 205V206H52ZM66 205V207H64ZM80 205V206H79ZM255 205H256V207H255ZM34 208V210H33V208ZM55 206V207H54ZM84 206V207H83ZM246 206V207H245ZM249 206V207H248ZM251 206V207H250ZM253 206V207H252ZM2 207V208H1ZM17 207H18V209H17ZM41 207V208H40ZM49 207V208H48ZM63 207V209L65 210H63V209H61L60 210V208H62ZM72 207V208H71ZM73 207H75V208H73ZM78 207V208H77ZM237 207H238V209H237ZM240 207V208H239ZM258 207V208H257ZM3 208H5V209H3ZM30 208H32V209H30ZM45 208V209H44ZM49 209V211L47 212V209ZM56 208H58L57 210L58 211H60L61 212V214H62V212L63 213H65V214H60V212H58L57 210H56ZM77 208V209H76ZM81 208V209H80ZM85 208V209H84ZM248 208V209H247ZM257 208V209H256ZM7 209H9L8 211H6ZM21 211H23L24 209H25V211H27V212H25L26 213V216L28 215V213H29V215H28V219L31 221L33 218H35V220H32L31 222L32 223H30V221L27 219V217H25V213L23 214V212H20V210ZM38 209V210H37ZM41 209V210H40ZM17 210V211H16ZM37 212H36V211ZM44 210V211H43ZM53 210H54V212L56 213H54L53 212ZM72 210H73V212H72ZM79 210V211H78ZM83 210H84V212H83ZM85 210H87L86 212H85ZM5 211H6V213L8 214V216L6 215V213H5ZM30 211H32V212H30ZM35 211V212H34ZM51 211V212H50ZM75 211H77V212H75ZM91 211V212H90ZM3 212V213H2ZM9 212V213H8ZM34 212V213H33ZM44 214H43V213ZM67 212V213H66ZM70 212H71V215H70ZM82 212V213H81ZM246 212V213H245ZM254 212H255V214H254ZM11 213V214H10ZM21 213H22V215H21ZM31 213V214H30ZM49 215H47V214ZM54 215H53V214ZM85 213V214H84ZM86 213H89V215H87ZM6 215L7 216V218L9 219V220H7V218L5 217H3L4 215ZM9 214H10V216H9ZM45 214H46V216H45ZM73 214H74V216H73ZM80 214V216L78 217V215ZM85 216H84V215ZM91 214H92V216H91ZM94 214H95V216H94ZM245 215V218L243 217L244 215ZM2 215V216H1ZM24 215V217H22ZM33 215V216H32ZM34 215H36V216H34ZM38 215V216H37ZM63 215H65V216H63ZM76 215V216H75ZM81 215H83V216H81ZM237 215V216H236ZM20 216V217H19ZM40 216H44L45 218H46V221H47V223H46V221H45V219L44 218H42V217H40ZM52 216V217H51ZM58 216V217H57ZM91 216V217H90ZM255 216V217H254ZM263 216H264V213H263ZM2 217H3V219H2ZM22 217V218H21ZM36 217H38V218H40V219H36ZM50 218V220H52L51 222H49V219L47 220V218ZM56 217H57V219H56ZM63 217L66 219H63ZM68 217V218H67ZM75 217V218H74ZM79 219H78V218ZM85 217H86V219H85ZM241 217V218H240ZM242 217L244 218V219H242ZM254 217V218H253ZM17 218V220H15ZM18 218L20 219V220H18ZM52 218V219H51ZM54 218V219H53ZM70 218V219H69ZM73 218V219H72ZM77 218V219H76ZM82 218V219H81ZM95 218V219H94ZM252 218V219H251ZM26 219V220H25ZM42 219H44V220H42ZM63 219V220H62ZM76 219V220H75ZM86 221H85V220ZM89 219V220H88ZM95 221H94V220ZM7 220V221H6ZM25 220V221H24ZM38 220V221H37ZM43 222V226L42 225H40L41 223V221ZM64 220H65V222H64ZM71 220H72V222H71ZM85 221V223H86V225H84L85 223H84V221ZM97 220V221H96ZM236 220L233 222L234 224H231L232 225V227H231V229H233L232 231H234L233 233H234V235H237L238 233L240 234L241 233V231L240 230H242V231H244V228L242 227V229L241 228H238V225L236 226V224H237V222H236ZM28 221V222H27ZM37 221V222H36ZM40 221V222H39ZM55 221H57V222H59L60 224H59V226H57V227H59L58 228V230L56 229L57 227H55L54 228V230H53V227H54V225L56 226L58 223L56 222V224L54 223ZM61 221V222H60ZM67 221V222H66ZM69 221V222H68ZM79 221V222H78ZM89 221V222H88ZM248 223H247V222ZM250 221V222H249ZM71 222V223H70ZM89 224H88V223ZM93 222V223H92ZM95 222V223H94ZM236 222V223H235ZM264 222V221H263ZM34 223V224H33ZM39 223V224H38ZM44 223L45 224H47V226L48 225H50V226H46V225H44ZM51 223V224H50ZM52 223H54V224H52ZM63 223V224H62ZM74 223H76V224H74ZM84 223V224H83ZM97 223V224H96ZM238 223V224H239ZM251 223V224H250ZM38 224V225H37ZM65 224V225H64ZM69 224V225H68ZM70 224H72V225H70ZM74 224V225H73ZM79 224V225H78ZM87 224H88V226H87ZM94 224H96L95 225V227L93 226ZM37 225V226H36ZM53 225V226H52ZM90 225V226H89ZM97 225H100V226H97ZM107 225V224H106ZM119 226V228L120 227H122V225L120 226L119 224H116V226ZM230 225V226H231ZM32 226H34V227H32ZM39 227V226H42V227H44V226H46V229L45 228H43V230L41 231H38L39 230V228H37L36 229V227ZM52 226V227H51ZM66 226H70V227H66ZM78 226H80L79 228H78ZM97 226V227H96ZM104 226V227H103ZM141 226V227H140ZM6 227V228H5ZM50 227V228H49ZM63 227V228H62ZM82 227H86V229L84 230V228H82ZM89 227V228H88ZM94 227V228H93ZM100 227V228H99ZM111 227V228H110ZM138 227H139V230H140V228L142 229L143 228V230H145L146 231V233H143V230H140L141 232H139V230H138ZM237 229H236V228ZM3 228V229H2ZM60 228H62V229H64V228H66V229H64L65 230V232H64V230L62 231V230H59ZM71 228V229H70ZM103 228H105L104 230H103ZM118 228V229H119ZM5 229V230H4ZM32 229V230H31ZM37 230V231H35L34 232V230ZM74 229V230H73ZM80 232H78L77 230ZM92 229V230H91ZM96 229V230H95ZM100 229V230H99ZM101 229H102V233L105 231V235L104 236H108L109 237V240L108 241H110L109 243H108V241L106 240V238L108 239V237H104L103 236V234L100 232L101 231ZM113 229H115L114 231H113ZM229 229H230V227H229ZM231 229H230V231H231ZM253 229V230H252ZM76 230V233L74 232ZM91 232H90V231ZM237 232H236V231ZM32 231V232H31ZM44 231V232H43ZM48 231V234L50 233V232H53V233H51L50 235H51V237H49V239H48V236L49 235H44V233L45 234H47L46 232ZM50 231V232H49ZM55 231V232H54ZM88 232V234L86 233V232ZM95 231V232H94ZM107 231V232H106ZM231 231V232H232ZM38 232V233H37ZM41 232H43V233H41ZM61 232H62V234H61ZM70 232V233H69ZM82 232V233H81ZM84 232V233H83ZM97 232L98 233H100V234H97ZM114 232V233H113ZM134 232H135V234H134ZM230 232V233H231ZM33 233H35V234H33ZM57 233H60V235H63V236H60V239H59V235H57ZM75 233V234H74ZM108 233V234H107ZM113 233V234H112ZM232 233V234H233ZM54 234V236H52ZM71 234V237L69 236V235ZM73 234H74V236H73ZM80 236H79V235ZM84 234V235H83ZM95 236H94V235ZM102 234V235H101ZM111 234H112V237H110L111 236ZM119 234V235H118ZM250 234V233H249ZM56 235H57V237H56ZM78 235V236H77ZM82 235V236H81ZM87 235V236H86ZM89 235H90V237H89ZM99 235V236H98ZM101 235V236H100ZM120 235H121V237H120ZM122 235H124V236H122ZM233 235V236H234ZM97 236V237H96ZM116 236V238H118V239H116V238H114ZM36 237V238H35ZM53 237V238H52ZM67 237V238H66ZM71 238V239H69V238ZM82 237V238H81ZM86 237V238H85ZM88 237V238H87ZM101 237H104V238H102V239H104L105 241V243H103L102 244V242H103V240L101 239ZM124 237V238H123ZM76 238V239H75ZM77 238H78V241H76L77 240ZM92 238V239H91ZM112 240H111V239ZM114 238V239H113ZM122 240H120V239ZM55 241V240H58L59 239V243L58 242H56V244H55V246L57 245V246H59L58 248H61L62 246L64 247V245L66 244V247H64L65 248V250L66 251H64L63 249H59V250H61V251H63V253H60L61 251H57L56 249H58V248H54L53 247V244L51 243L52 241ZM62 239V240H61ZM63 239H65V240H63ZM69 239V240H68ZM74 239V240H73ZM83 239L85 240V243H84V241H83ZM124 239H127L128 240V242H127V240H124ZM140 239L142 240V242H143V240L147 243H145V242H143V243H141L140 242ZM70 242V244H68L69 242ZM89 240V241H88ZM92 240H93V242H92ZM102 240V241H101ZM117 240H119V241H117ZM63 241H66V242H63ZM72 241V242H71ZM117 241V242H120L121 241V243L123 242V244H120V246H119V243H115V242ZM148 241H149V239H148ZM76 242H79L78 244L76 243ZM99 242V243H98ZM115 243L116 245H118L117 247H115L116 245L114 244L113 245V243ZM140 242V243H139ZM54 243V242H53ZM61 243V244H60ZM76 244V245H74V246H72L73 247V251H72V253H74V255L76 254V256L74 257V255L71 253V244ZM83 243V244H82ZM91 243H92V245H91ZM107 243L110 245V248L112 249L113 248V251L115 250V248H116V252H117V250H118V252H119V255H118V252L117 253H114L110 248H109V246H108V248L109 249H103V248H105V247H107ZM112 243V244H111ZM132 243V242H131ZM50 244V245H49ZM64 244V245H63ZM85 244V245H84ZM104 245V246H101V245ZM125 244H127V247L130 249V251H129V249L125 246V248H122ZM142 244V245H141ZM146 244V245H145ZM81 245H83V246H81ZM111 245H113L112 247H111ZM136 245H138V246H136ZM144 245V246H143ZM67 246H68V248H67ZM76 246V247H75ZM85 246V247H84ZM88 248H87V247ZM95 246V247H94ZM122 246V247H121ZM84 247V248H83ZM92 247H94V252L95 253H93V248ZM119 247L121 248V252L123 251V253H121L119 250ZM138 248V250L136 251V249ZM144 247V248H143ZM74 248H78L77 250L76 249H74ZM83 248V249H82ZM87 248V249H86ZM98 248V249H97ZM143 248V249H142ZM97 249V250H96ZM100 249V250H99ZM123 249V250H122ZM26 250V251H25ZM56 250V251H55ZM69 250V251H68ZM80 250V251H79ZM83 250H84V252H83ZM104 250H105V252L106 253H111V252H113V253H111L109 256H108V254H107V256L105 255L106 253L104 252ZM125 250H126V252H125ZM128 250V251H127ZM89 251H91L90 253H89ZM111 251V252H110ZM147 251V252H146ZM72 254L71 256H69L70 254ZM86 252H87V255L85 256V254H86ZM96 252H98V253H96ZM102 252H104V254L102 253ZM125 252V253H124ZM64 253H68V254H64ZM94 255H93V254ZM128 253V254H127ZM133 253V252H132ZM141 253H142V256H141ZM55 254V255H54ZM100 256H99V255ZM113 254V255H112ZM116 254V257L114 256ZM120 254H125V255H123V257H122V255H120ZM131 254V255H130ZM237 255H238V257H239V254L238 253H236ZM54 255V256H53ZM67 255V256H66ZM82 255H84V256H82ZM95 255H97V256H95ZM103 255H104V257H103ZM129 255V256H128ZM206 254H204V256H205ZM225 255V254H224ZM237 255H235L234 254V256H236L237 257ZM50 256H51V258H50ZM73 256V257H72ZM80 256V257H79ZM89 256V257H88ZM95 257V258H93V261H92V257ZM102 256V257H101ZM110 256H112V258L110 259ZM131 256H133V257H131ZM206 256H209L208 254L206 255ZM205 256V257H206ZM214 256V255H213ZM212 255L211 256H209L210 258H208L207 260H202L203 258H201V257H203V254H201V256L200 257H198L199 259L198 260H200L201 259V261H200V264H201V262H203V264L205 263V264H210V261H211V264L212 263H214V262H216V264H220L219 263V261H218V257L219 256H215V257H213ZM226 256H228L227 254H226ZM229 256L233 259L232 260V262H231V258L229 259ZM228 256V260H227V258H223V256H221V258H223V260H222V262H223V264H228V262H226V261H230L231 263H233V261H234V256H233V254H232V256L231 255H229ZM72 257V258H71ZM106 257H107V259H106ZM118 257V258H117ZM125 257V258H124ZM132 259H131V258ZM147 257H148V260H147ZM160 257L163 259V256H161L160 255ZM159 257V258H160ZM225 257V256H224ZM75 258V259H74ZM81 258V259H80ZM83 258H84V260H83ZM86 258L88 259V260H86ZM98 258V259H97ZM102 258V259H101ZM108 258H109V260H108ZM116 258V259H115ZM121 260H120V259ZM124 258V259H123ZM129 258V259H128ZM158 258V259H159ZM214 258V262L212 261V259ZM220 258V259H221ZM240 258V257H239ZM239 258H237V260L239 259ZM101 259V260H100ZM103 259H105V260H107V261H104ZM115 259V260H114ZM142 259H140V260H142ZM151 259V260H150ZM206 259V258H205ZM217 259V260H216ZM236 259V258H235ZM53 260V261H52ZM68 260H69V262H68ZM77 260H78V262H77ZM98 260V261H97ZM113 260V261H112ZM139 259H137V257H136V259H135V261H133V263L134 262H136V261H138ZM140 260L138 261V263L140 262ZM164 260H167L165 257H164ZM225 260V261H224ZM236 260V262H238V261H240V259L237 261ZM54 261H56L55 263H54ZM115 261V262H114ZM120 261H122V262H120ZM149 261H151V262H149ZM168 261V260H167ZM205 261V262H204ZM206 261L207 262H209V263H206ZM221 261V260H220ZM59 262V263H58ZM77 262V263H76ZM103 262V263H102ZM225 262V263H224ZM230 262H229V264H230ZM263 262H264V259H263ZM138 263H134V264H138ZM141 263V262H140ZM139 263V264H140ZM159 263H161V262H159ZM158 263V264H159ZM163 263V262H162ZM108 264H110V262L108 263ZM141 264H143V262L141 263ZM164 264H165V261H164ZM166 264H168L167 262H166ZM236 264V263H235Z\"/></svg>","mask_w":264,"mask_h":264},{"label":"bare ground","instance_id":"2","mask_svg":"<svg viewBox=\"0 0 264 264\" xmlns=\"http://www.w3.org/2000/svg\"><path fill=\"white\" fill-rule=\"evenodd\" d=\"M209 1V0H208ZM220 1V0H219ZM231 1H233V0H231ZM236 1H238V0H236ZM242 3H243V5H241V3L239 2L238 4H237V2H233V6L232 5H230L229 7H230V9H233V10H236V11H238V13L240 12V14H238V13H236L235 11H234V14L232 13V11H231V14H233V15H231L232 16V18L231 17H229V21H227V24L224 26V22H222L223 23V27H221V29H219V30H217V31H213V28L214 27H212V26H215L216 25V22H215V20L213 19L214 17H212V19L213 20H211V17H205L204 16V22H203V25L205 24V25H207V26H209V24L210 25H212L211 27H207V26H204V27H207L208 28V30H205V33L201 36L202 38H200V36H199V38H198V40H196L195 38H196V36H195V34H193V35H190L189 37L190 38H187L188 40H187V43L185 44L186 45V47L188 46L189 48H190V50H191V52H190V54L189 55H187V58L185 59V61L186 62H184V59H183V62L184 63H179V65H177V67L175 68V69H173L172 68V73L170 74V76H168V79H167V83H170V81H181V80H183V79H185V78H187V77H189V79L188 80H190L191 82H188V83H190V85L193 83V82H195V81H201V83H202V81L204 80V81H207V80H209V81H211V80H213V79H216L217 77L215 76V75H218V77L220 76V75H223V77H226L227 76V78H225L226 80H228L229 81V79H231L232 81H234V79H233V77L235 78V80H236V84L238 83V82H241L240 84H242V87H243V89L245 90V88L244 87H246V90H247V92H245L243 89H242V87H241V90H243L245 93H247L246 94V98H245V100L247 99V102H246V104H244L243 106L244 107H242L243 109H240V111H241V114H240V112H239V114H238V116L237 117H239V125H237V126H235L234 125V127L236 128V127H238L237 129L238 130H235V132H232L233 130L232 129H230L231 131H230V137H222V136H220L219 135V138H218V136H213L214 138H213V140H216L215 142H211V141H209L210 142V144H209V142H207L208 143V145H207V143L205 144V149L203 150V148H204V143H203V148L202 149H199V148H201L200 146H196L195 144H193V146H196L195 148H198V149H196V151H198L197 153L196 152H194L193 150V148H191L189 145L190 144H188V147H183V148H181V146H180V142L178 143V141H177V139H178V135L179 136H181L180 134H184V133H186V136H187V132H189L188 131V129L190 128V132H191V127L193 128V126L195 127V125H193V123H194V120H193V123H191V124H189L190 125V127L188 126V128L186 127V129L184 130V133H180L181 131L183 132V129L181 130L180 128V131H177V132H179V133H177L176 132V130H173L172 131V133H177V135H175L176 137H177V139H173V141L175 142L174 144H173V142H172V144H171V146L169 147V145H170V143L169 144H166V142H165V139H164V142L165 143H161V144H157V142H156V140H155V142L156 143H154V140H153V143H146V142H144L143 140V142H144V144H140V143H133L134 142V132H135V134L137 135V136H139L140 135V133H138V130H139V128L137 129L136 127H134L133 126V128H136L137 129V133H136V130H134V132H133V134H132V131L133 130H131V133H130V135H129V133H128V131L127 130H124V131H126V133H127V137H132L131 135H133V144H130L129 142H130V140H129V138H128V140H129V144L128 143H125V141L123 140V142H122V140H121V142H120V139H123V137L121 138V137H119V134L117 133V132H115V134L114 135H118V137L117 138H115L116 139V142H120V145L119 144H115V148L117 147V149L119 148V150H116L115 152H113V153H115V157L113 158V157H111L110 159H108V158H106L107 157V149L109 148V146L107 147V148H105V149H102L103 147L100 145V143H101V139L100 138H98V139H100V140H98V142L100 141V143H98V145L96 146V147H94V149L95 148H97V147H99L98 149H100L99 151L100 152H98V153H96V154H94V151L92 150L93 149V147L91 146V145H89V147H88V145H87V141L85 142L86 144L84 145V143L82 144H79V143H76L75 141L77 140L76 138H79V136H81V135H78L75 139H73V140H75L74 142H71V144L73 143V145L70 147V145H68L67 147L69 148L68 149V151L69 152H71V153H73L74 155H76L77 157H75V161H74V159H73V155L71 154V157L70 158H72L73 160H72V162H70V160L69 159H67L68 157H67V155L65 156V157H67L66 158V160L64 161V158H63V160H62V163L64 162V164H62V167L61 166H59V167H61L62 168V170H63V172L61 173V174H59V172H57L59 175H62L63 177H65V183H60L59 185H55L54 186V184L52 183V182H50V181H55L56 179L58 180V181H60L61 179V177L60 176H58L56 179H53L52 180V178L50 179L49 177V179L48 180H46L45 178V176L42 174L41 176H44V177H41L40 175V178H36V179H39L37 182H36V184H33L34 185V188L36 189V188H38V189H44V188H47V187H52V185L57 189V186L59 187V188H64V190H66V186H67V188H69V191L71 190V192L74 194L75 193V196H76V194H78V196L77 197H79V199L80 198H82V199H80V200H82L84 203H85V205H86V208H89V210H93L91 213H93L94 212V209L96 210V216H95V214H94V216H95V218L97 219V220H100V222L102 221L104 224H105V226H107V231H109V230H111L112 228H115V227H117V229H116V231H114L115 229H113V231L114 232H116V233H112L113 235H117V230H118V233H119V231L120 230H122L123 229V226H128V230H129V226H131L132 225V227H133V225H143V226H146L147 228V233H146V231L145 230H143V228L141 229L140 228V230H143V233H146V235H148L147 237L145 236V238H144V235L145 234H143L142 235V232L139 230V227H138V230H139V232H141V233H139V234H141V237L143 236V239H146V238H148L149 239V241H148V239L147 240H145L146 242H150L149 243V250L147 249V251H149V252H151V255L153 256L152 258V260L151 261H153L154 263H156V261H154V260H156L157 259V264L159 263V262H161V263H159V264H164V261H165V264H166V262L168 263V264H200V261H201V259L200 260H198L199 258L198 257H200L201 256V254H203V257H201V258H203L202 260H207L208 258H210L209 256H213V257H217V256H219L218 257V261H219V263L220 264H223V262H222V260H223V258H227V260H228V256L229 255H231L232 256V254H233V256H234V254L235 255H237L236 253H238L239 254V257H238V255H237V257L236 256H234L235 258H234V261H233V263H231L232 262V258L229 256V259L231 258V262L230 261H226V262H228V264H229V262H230V264H264V262H263V259H264V216H263V207L262 206H260V204L262 205L263 203H264V196H262V194L264 195V191L261 193V196L258 194V196L259 197H252L251 198V200H250V202L251 203H253V204H256V205H258V206H260L259 207V209L261 208L262 210H260L259 212H258V214H257V216H256V219H253L252 221L253 222H251L253 225H254V230H253V232L252 231H250V228H248L247 230H245V228H244V224H245V226H246V223L245 222H242L241 224L236 220V218L237 217H234L230 212L231 211H228L230 208H231V206H233L234 205V200H235V198H232V195L231 196H229V194H231V193H234L235 195L237 194V193H241V194H244L245 192H247V190L248 189H252L253 190V192L255 193V192H258L259 190H261L260 188L261 187H263L262 186V184H264L262 181H261V179H262V177L264 176V0H248V2H247V0L244 2V0H240ZM184 2H186V1H184ZM203 2V1H202ZM215 3V2H214ZM247 4L246 6L244 5V4ZM197 4V3H196ZM237 4V5H236ZM215 5H216V3H215ZM215 5H213V6H215ZM206 6V5H205ZM204 6V7H205ZM219 7V6H218ZM164 9H165V7H164ZM221 9V8H220ZM226 9V8H225ZM210 10V9H209ZM182 11V10H181ZM192 12H194V11H192ZM209 12V11H208ZM207 12V13H208ZM220 12V11H219ZM229 12V11H228ZM160 13V12H159ZM180 13V12H179ZM196 13V12H195ZM202 13V12H201ZM225 13V12H224ZM181 14H182V12H181ZM191 14V13H190ZM230 14V13H229ZM161 15V14H160ZM179 15V14H178ZM198 15V14H197ZM206 15V14H205ZM210 15V14H209ZM220 15V14H219ZM212 16H214V15H212ZM187 17V16H186ZM215 18H217V17H215ZM187 19V18H186ZM189 19H191V18H189ZM192 20V19H191ZM217 21L219 20V18L218 19H216ZM16 21V20H15ZM14 21V22H15ZM188 21V20H187ZM193 21V20H192ZM194 21H195V19H194ZM202 21V20H201ZM210 21V22H209ZM91 23H92V21H91ZM200 23V22H199ZM218 23H219V21H218ZM191 24V23H190ZM190 24H187V25H190ZM194 24V23H193ZM201 24H202V22H201ZM220 24V23H219ZM218 24V25H219ZM168 25H170V24H168ZM200 25V24H199ZM198 25V26H199ZM164 26V25H163ZM150 27V26H149ZM219 27V26H218ZM218 27H216V28H218ZM12 28V27H11ZM147 28V27H146ZM220 28V27H219ZM202 32V31H201ZM196 33V32H195ZM191 34H192V32H191ZM199 34V33H198ZM185 36V35H184ZM197 36V37H198ZM65 43V42H64ZM64 43H62V44H64ZM172 43V42H171ZM179 43V42H178ZM185 43V42H184ZM61 44V45H62ZM174 44H176V43H174ZM17 47V46H16ZM61 47H63V46H61ZM183 47V46H182ZM68 48V47H67ZM70 49V48H69ZM159 49V48H158ZM60 50H62V49H60ZM91 50H92V48H91ZM189 50V49H188ZM70 51V50H69ZM158 51V50H157ZM58 52V51H57ZM72 52V51H71ZM70 52V53H71ZM91 52V51H90ZM160 52H162V53H165L162 49H160ZM19 59V58H18ZM155 59V58H154ZM157 59V58H156ZM162 59V58H161ZM150 60H151V58H150ZM17 61V60H16ZM20 61V60H19ZM156 61V60H155ZM14 62V61H13ZM157 62H158V60H157ZM17 63V62H16ZM19 63H21V62H19ZM95 63V62H94ZM207 63H210V65L211 64H216V66H217V72H218V74L216 73V74H214L213 72H211V73H213V74H207L205 71H207V70H205L204 71V67H207V66H209V64H207ZM18 64V63H17ZM16 64V65H17ZM22 64H23V62H22ZM26 64V63H25ZM151 64V63H150ZM207 64V65H206ZM13 65H15V64H13ZM27 65V64H26ZM152 65H153V63H152ZM168 65V64H167ZM206 65V66H205ZM149 66V65H148ZM148 66H147V69H150V68H148ZM151 66V65H150ZM16 67V66H15ZM26 67V66H25ZM214 67V66H213ZM5 68V67H4ZM27 68V67H26ZM209 68H210V66H209ZM0 69H1V66H0ZM20 69V68H19ZM146 69V70H147ZM6 70V69H5ZM158 70V69H157ZM7 71V70H6ZM16 71V70H15ZM23 71V70H22ZM50 71V70H49ZM48 71V72H49ZM156 71V70H155ZM159 71V70H158ZM1 72H4L3 70L2 71H0V73ZM30 72V71H29ZM34 72V71H33ZM32 72V73H33ZM58 72H60V71H58ZM57 72V73H58ZM9 73V72H8ZM19 73V72H18ZM42 73V72H41ZM45 73V72H44ZM47 73V72H46ZM209 73V72H208ZM4 74V73H3ZM31 74V73H30ZM35 74V73H34ZM40 74V73H39ZM48 74V73H47ZM51 74L52 73H50V76H51ZM65 74H66V72H65ZM71 74V73H70ZM144 74V73H143ZM143 74H139V75H143ZM161 74H163V73H161ZM167 74V73H166ZM0 75H2V74H0ZM6 75V74H5ZM32 75V74H31ZM42 75V74H41ZM128 75L129 74H127V77L125 78L126 80H124V82L122 81V83H123V85H125V83H127V79H133L132 77V73H131V75H129V77L130 76H132V77H130V78H128ZM16 76V75H15ZM25 76V75H24ZM52 76H54V74L52 75ZM52 76H51V78H52ZM58 76V75H57ZM141 76L139 77V80H140V82H142V78H141ZM145 76V75H144ZM163 77H164V75H162ZM2 77V76H1ZM5 77V76H4ZM45 77V76H44ZM59 77H60V75H59ZM59 77H55V78H59ZM135 78L133 79V80H135L136 79V76H134ZM214 77H216V78H214ZM26 78V77H25ZM149 78V77H148ZM166 78V77H165ZM220 78V77H219ZM28 79V78H27ZM50 79V78H49ZM48 79V80H49ZM79 79V78H78ZM124 79V78H123ZM138 79V78H137ZM147 79V78H146ZM4 80V79H3ZM29 80V79H28ZM46 80V79H45ZM51 80V79H50ZM138 80V81H139ZM43 81V80H42ZM52 81V80H51ZM80 81V80H79ZM120 81V80H119ZM126 81V82H125ZM138 81H136V83H135V81H134V83L135 84H137V82ZM169 81V82H168ZM219 81V80H218ZM231 81V82H232ZM32 82V81H31ZM128 82H129V80H128ZM132 81H130L129 82V85L130 84H132L131 83ZM187 82V81H186ZM208 82V81H207ZM221 82V81H220ZM222 82H224V81H222ZM29 83V85H30V82H28ZM51 83V82H50ZM104 83V82H103ZM122 83H121V85H122ZM152 83V82H151ZM164 83H165V81H164ZM210 83V82H209ZM234 83H235V81H234ZM233 83V84H234ZM105 84V83H104ZM111 84V83H110ZM116 84V83H115ZM172 84V83H171ZM194 84V83H193ZM226 84V83H225ZM224 84V85H225ZM228 84V83H227ZM114 85V84H113ZM120 85V86H121ZM123 85H122V87H123ZM151 85V84H150ZM190 85H188V89H186L187 91H189L190 93H189V95H191V91H192V87H189ZM203 85V84H202ZM206 85V84H205ZM210 85H211V83H210ZM209 85V86H210ZM238 85H239V83H238ZM237 85V86H238ZM106 86V85H105ZM104 86V87H105ZM125 86H127V84L125 85ZM131 86V85H130ZM166 86H168V84L166 85ZM182 86L184 87V85H180L179 87L180 88H182ZM196 86V85H195ZM199 86V85H198ZM234 86H235V84H234ZM18 87H19V84H18ZM22 87V86H21ZM31 87V86H30ZM107 87V86H106ZM115 87V86H114ZM118 87H119V85H118ZM121 87V88H122ZM133 87V86H132ZM170 87H172L171 85H170ZM177 88H179L178 86H176ZM176 87H175V89H174V91L176 90ZM7 88V87H6ZM115 88H117V87H115ZM120 88V89H121ZM126 88V87H125ZM134 88V87H133ZM140 88V89H139ZM139 88H135L134 89V91H132L131 90V92L133 93V94H136L137 93V91L139 90H142V87H139ZM164 89H165V87H163ZM185 88H187V85H186V87ZM189 88H191V91L189 90ZM208 88V87H207ZM1 89V88H0ZM75 89V88H74ZM130 89H131V87H130ZM129 89V90H130ZM144 89V88H143ZM171 89V88H170ZM172 89H173V87H172ZM184 89V88H183ZM199 89H201V88H199ZM221 89V88H220ZM4 90H5V88H4ZM20 90V89H19ZM123 90H124V88H123ZM135 90H137V91H135ZM182 91V89H178V91ZM185 90V91H186ZM204 90V89H203ZM236 90V89H235ZM74 91V90H73ZM73 91H71V92H73ZM127 91V90H126ZM167 91V90H166ZM169 91H171L172 92V90H169ZM187 91H186V93H187ZM212 91V90H211ZM215 91V90H214ZM243 91H242V93H243ZM131 92H129L128 91V93L126 94V96L128 97L129 95H130V93ZM136 92V93H135ZM162 92V91H161ZM163 92H164V90H163ZM163 92H162V94H163ZM168 92V91H167ZM198 92V91H197ZM218 92H219V90H218ZM236 92V91H235ZM7 93H8V91H7ZM74 93V92H73ZM132 93H131V96H132ZM151 93V92H150ZM160 93V92H159ZM169 94H170V92H168ZM174 93V92H173ZM185 93V92H184ZM194 93V92H193ZM233 93V92H232ZM5 94V93H4ZM109 94V93H108ZM107 94V95H108ZM156 94V93H155ZM176 94H178L177 93V91H176ZM182 94V93H181ZM206 94H207V92H206ZM218 94V93H217ZM227 94V93H226ZM234 94V93H233ZM73 95V94H72ZM151 95H153V94H151ZM161 95V94H160ZM164 95V97H166L165 95H167L166 93H164L163 94ZM171 95V94H170ZM178 95H180V93L178 94ZM184 95V94H183ZM208 95V94H207ZM224 95V94H223ZM229 95V94H228ZM237 95V94H236ZM245 95V94H244ZM12 96V95H11ZM42 96V95H41ZM44 96V95H43ZM74 96V95H73ZM105 96V95H104ZM156 96V95H155ZM159 95H158V93H157V96L156 97H158ZM174 95L172 94V97H173ZM176 96V95H175ZM184 96H186V95H184ZM184 96H183V98H184ZM1 97V96H0ZM14 97V96H13ZM76 97V94H75V96L73 97V99ZM107 97V96H106ZM121 98H123L122 96H120ZM120 97L118 98V100H120ZM147 97V96H146ZM146 97H145V99H146ZM156 97H154V99H156ZM161 97H163L162 95L160 96V97H158L157 98V100L160 102V99L159 98H161ZM177 98H179L180 100H181V96H176ZM175 97V101H176V98ZM188 97H190V96H188ZM188 97H187V100H191V99H188ZM192 97H194L195 98V94H194V96H192ZM199 95H198V97H197V100H198V106H200V103H201V99H204V96H202L203 98H201V99H199ZM235 97H239L238 95L237 96H235ZM242 97H244L243 95H242ZM9 98V97H8ZM12 98V97H11ZM18 98V97H17ZM27 97H25V99H26ZM42 98V97H41ZM69 98V100L67 99V97L66 98H64L65 99V103H67L66 105L67 106H65V103H64V99H60V101H61V103L63 102V104H64V106L65 107H68L72 102H73V99H72V102H71V98H72V96L71 97H68ZM80 99L79 97H76V99ZM103 98V97H102ZM132 98V97H131ZM168 98H170V96H168ZM168 98H166V99H168ZM241 98V97H240ZM15 99V98H14ZM13 99V100H14ZM30 99V98H29ZM67 99V100H66ZM75 99V100H76ZM93 99H95V98H93ZM127 99V98H126ZM140 99H142V101H144L143 100V98H140ZM151 98H149V102H151V100H150ZM153 99V98H152ZM153 99V100H154ZM163 100L165 99V98H162ZM185 99H186V97H185ZM221 99V98H220ZM227 99V98H226ZM3 100H5V99H3ZM24 100V99H23ZM34 100V99H33ZM117 101L115 98L112 100V101ZM124 100V99H123ZM131 100V99H130ZM136 100H138V99H136ZM155 101V103H157L158 101ZM162 100V101H163ZM169 100V99H168ZM167 100V101H168ZM172 99H170L169 100V102L171 101ZM180 100H178L177 99V102L179 101V105H177V103L175 104L176 106L174 107V108H176L177 106H179V107H177V109L178 108H180V110H183V109H181V107H183L184 105H186V103H184L183 101H181L180 102ZM193 100V99H192ZM199 100H200V102H199ZM205 100V99H204ZM213 100V99H212ZM211 100V101H212ZM217 100V99H216ZM239 100H241V99H239ZM30 101V100H29ZM32 101V100H31ZM59 101V100H58ZM58 101H57V103H55V105L56 104H58ZM106 101V100H105ZM132 101V100H131ZM167 101L166 100H164V102H166L167 103ZM172 101H174V98H173V100ZM174 101V102H175ZM4 102V101H3ZM21 102H22V100H21ZM21 102H19V104L21 105V104H23V102L21 103ZM26 102H27V100H26ZM26 102H24L25 104H26ZM68 102H70V104L68 103ZM76 102L78 103V101L76 100L75 101V103H72L71 104V109H72V105L74 106L75 104H76ZM118 102V105L120 104V102L119 101H117ZM125 102V101H124ZM136 102V101H135ZM134 102V104H135V106L133 105V102H132V105L134 106H131L132 108H135L138 104L137 103H135ZM138 103H140L139 101H137ZM147 102H148V100H147ZM185 102H187V101H185ZM215 102H217V101H215ZM235 102H237V99H236V101ZM1 103V102H0ZM5 103V102H4ZM30 103V102H29ZM51 103V102H50ZM54 103V102H53ZM81 103H83V102H80V104ZM87 103V102H86ZM85 103V104H86ZM94 103H95V100H94V102H93V100L90 102V100H89V102L87 103V106H86V109H85V111L84 110H80L81 112H83V113H81L80 111V114H81V116H80V114H76L75 112V115L73 116V111L71 112V110L69 111V112H71L72 113V116H73V118H76L75 116L77 115H79V117H77L78 119H76V122L69 116V118H71V120H73V123L74 124H76V123H78L77 122V120L79 121V123H80V121H81V119L83 118V119H85V117H88L89 115H92V114H88V116H85V114L87 115V113H85L84 114V112H91V111H93V109H96V106L94 105ZM104 103V102H103ZM103 103L102 104H100L99 102H98V107H100L101 105H103ZM122 103H123V101H122ZM142 103H145V102H142ZM188 103V102H187ZM189 103H193V102H189ZM188 103V104H189ZM240 104L242 103V102H239ZM31 104H32V102H31ZM63 104H62V106H63ZM79 104V103H78ZM78 104H76L75 106H77ZM84 103H83V105H85ZM96 104H97V102H96ZM106 104H107V101H106ZM111 104H113V103H111ZM114 104H116V106H118L117 105V103L115 102ZM124 104V103H123ZM137 104V105H136ZM154 104V103H153ZM160 104V103H159ZM162 104V103H161ZM164 104V103H163ZM162 104V105H163ZM169 104V103H168ZM167 104V105H168ZM170 104H172L173 105V103L171 102ZM169 104V105H170ZM230 104V103H229ZM11 105V104H10ZM10 105L8 106L9 108H10ZM24 105V104H23ZM23 105H21V106H23ZM28 105V104H27ZM51 105H52V103H51ZM58 105H60L61 106V104L59 103ZM57 105V106H58ZM82 105V104H81ZM80 105V106H81ZM130 105V104H129ZM129 105H128V107H129ZM147 105V109H148V111L149 112H147L148 113V116H149V113H150V111L151 110H149V109H151V108H149L150 106H152V105H150V104H146ZM149 105V106H148ZM155 105H157V104H154L153 106L155 107ZM161 105V106H162ZM165 105V104H164ZM191 105V104H190ZM194 106L196 105V110H197V103L195 102L194 104H193ZM236 105V104H235ZM242 105V104H241ZM2 106V108H4L3 107V105H1ZM4 106H6V104L4 105ZM13 105H11V107H12ZM56 106V109H57V113L59 114V110H58V108H59V106L57 107ZM64 106L62 107L64 110L66 109V108H64ZM108 106L110 107V103L108 104ZM116 106H114V107H116ZM139 106V105H138ZM144 106V105H143ZM153 106H152V108H153ZM193 106V107H194ZM212 106H213V104H212ZM218 107H219V105H217ZM17 107H18V104H17ZM24 107H25V105H24ZM24 107H22V108H24ZM81 107H83V106H81ZM88 107V108H87ZM97 107V108H98ZM104 107V106H103ZM107 107V106H106ZM106 107L104 108V109H106ZM120 107H123V106H121L120 105ZM127 107V104H126V106L124 107V108H126ZM128 107L126 108V109H128ZM130 107V108H131ZM141 108L140 109H142V113H144V112H146L147 111V109H146V111H144L143 109H144V107H142V106H140ZM159 107V106H158ZM168 107V106H167ZM185 107V106H184ZM183 107V108H184ZM193 107H190L189 106V108H190V111H194L195 109L193 108ZM237 107V106H236ZM241 107V106H240ZM9 108H7L6 110L8 111V109ZM15 108H16V105H15ZM15 108L13 109V111L15 110ZM21 108V107H20ZM21 108V109H22ZM69 109H70V106L68 107ZM67 108V109H68ZM74 108H76V107H73V109ZM78 108V107H77ZM77 108L75 109V110H77ZM108 108V107H107ZM119 110H121V108H119V106L117 107ZM117 108L115 109L116 110V113H117V111H118V113H119V115H120V112H121V114H122V111H119V110H117ZM139 108V107H138ZM138 108L137 109H135V112H136V110H137V112L138 111H140V110H138ZM146 108V107H145ZM169 108L171 109V110H169ZM169 108H167L169 111H168V113L170 114L172 111L173 112H175L174 110H172V108L171 107H169ZM186 108V107H185ZM191 108H193V110H191ZM219 108H221V106L219 107ZM234 108V107H233ZM55 109V110H56ZM68 109V110H69ZM72 109V110H73ZM79 109H82V108H80L79 107ZM109 109V108H108ZM154 109V108H153ZM152 109V110H153ZM155 109H158L157 107L155 108ZM154 109V110H155ZM164 109H166V108H164ZM164 109H162V110H160V109H158L157 111H163ZM177 109H175V110H177ZM187 109V108H186ZM3 110V109H2ZM5 110V111H6ZM10 110V109H9ZM12 110V109H11ZM18 110V109H17ZM64 110H62L61 111V108H60V111L62 112V115L64 114L63 112H64ZM74 110V111H75ZM97 110V109H96ZM100 110H102L101 108H99V112H100ZM111 110V109H110ZM113 110V109H112ZM111 110V111H112ZM125 110V109H124ZM133 109H131V112L133 113V111H132ZM153 110V111H154ZM180 110H178V113L180 112ZM211 110V109H210ZM239 110V109H238ZM237 109L236 110H233V113L236 111H238ZM20 111V110H19ZM30 111V110H29ZM65 111H67V110H65ZM98 111V110H97ZM104 111V110H103ZM156 110H155V112H157ZM165 111V110H164ZM3 112V111H2ZM28 112V111H27ZM61 112H60V114H61ZM68 112V111H67ZM66 112V113H67ZM77 112V111H76ZM78 112V113H79ZM98 112V113H99ZM113 112V111H112ZM125 112V111H124ZM131 112H128L127 114H129V113H131ZM152 112V111H151ZM177 112V111H176ZM187 112V111H186ZM186 112L184 113V114H186ZM218 112V111H217ZM16 113V112H15ZM23 113V112H22ZM65 113V114H66ZM91 113H93V112H91ZM104 113V112H103ZM116 113L114 114V115H116ZM141 113V114H142ZM146 113V114H147ZM159 112H157V114H158ZM167 112L164 114V112H163V114H164V116L166 117L167 115L166 114H168ZM188 113H189V109H188ZM187 113V114H188ZM193 113V112H192ZM221 113V112H220ZM227 113V112H226ZM238 113V112H237ZM5 114V113H4ZM83 114H84V117H83ZM95 114H96V112H95ZM105 114V113H104ZM126 114V113H125ZM137 114V113H136ZM140 114V113H139ZM151 114L152 113H150V116H151ZM169 114H168V116H169ZM173 114V113H172ZM174 114H176V113H174ZM181 114V113H180ZM180 114H177L178 116H180ZM191 114V113H190ZM197 114V113H196ZM213 114V113H212ZM231 114V113H230ZM235 115H236V113H234ZM7 115V114H6ZM10 115V114H9ZM12 115V114H11ZM53 115H56L55 113L53 114ZM52 115V116H53ZM61 115V116H62ZM100 115V114H99ZM118 115V114H117ZM132 115H134V114H132ZM131 115V116H132ZM144 116H146L145 114H143ZM154 115H156V114H154ZM154 115L153 116H151V118H153L154 117ZM183 115V114H182ZM240 115V116H239ZM14 116V115H13ZM56 116H58V115H56ZM125 116V115H124ZM127 116V115H126ZM129 116H130V114H129ZM134 116H136V115H134ZM139 116V115H138ZM160 116V115H159ZM186 116V115H185ZM188 117H186L184 120H186L187 118H188V120H192V119H194V117L192 118V117H190L189 118V114L187 115ZM207 116V115H206ZM6 117H8V116H6ZM5 117V118H6ZM10 117V116H9ZM49 117V116H48ZM51 117V116H50ZM63 117V116H62ZM82 117V118H81ZM98 116H97V114H96V117L95 118H97ZM101 116H99V118H100ZM105 117H106V114H105V116L103 117L104 119H105ZM107 117H108V115H107ZM109 117H110V115H109ZM115 117V116H114ZM142 117V116H141ZM169 117H171V116H169ZM174 117V116H173ZM221 117V116H220ZM1 118V117H0ZM4 120V123H6V120H5V118L4 117H2ZM14 118V117H13ZM52 118V117H51ZM58 118V117H57ZM61 118V117H60ZM64 118V117H63ZM80 118V119H79ZM113 118V117H112ZM130 118V117H129ZM132 118H133V116H132ZM132 118H130L131 119V122H132V120H135L134 118L132 119ZM140 118V117H139ZM137 119V121L138 120H140V119ZM147 118V117H146ZM146 118H142L141 119V121L143 120V119H146ZM148 118H150V117H148ZM161 118H164V117H161ZM168 118V117H167ZM172 118V117H171ZM181 118V117H180ZM180 118H179V121H180ZM236 118V117H235ZM48 118H46V120H47ZM50 119V118H49ZM82 119V120H83ZM88 119H90V118H88ZM110 119V118H109ZM108 119V120H109ZM118 119H119V116H118ZM125 119V118H124ZM177 120H176V124L177 123H179L178 122V117L176 118ZM205 119V118H204ZM9 120H10V118H9ZM14 120V119H13ZM12 120V121H13ZM45 120V121H46ZM52 120V119H51ZM61 121H62V119H60ZM59 120V121H60ZM65 120V119H64ZM64 120H63V122H64ZM66 120H68V119H66ZM71 120H69V121H67V123H64V125L66 124V125H68V128H70L71 126H69L70 124H71ZM92 120H94L93 118H92ZM99 120H101V118L99 119ZM97 121L96 119H95V122L97 121V122H100V121ZM113 120V119H112ZM114 120L116 121V119L114 118ZM113 120V121H114ZM127 120V119H126ZM149 120V119H148ZM148 120H146L145 121V125H147L148 124ZM152 119H150V121H151ZM184 120H181V121H183L182 123H184ZM222 120V119H221ZM236 120V119H235ZM235 120H234V122H235ZM0 121H2V120H0ZM8 121V120H7ZM11 121V120H10ZM55 121H57V120H54V122ZM58 121V122H59ZM59 122V123H63V122ZM86 121V120H85ZM89 122L91 121V119L90 120H88ZM111 121V120H110ZM109 121V122H110ZM120 121V120H119ZM128 121V120H127ZM148 121V122H147ZM157 121V120H156ZM155 121V123H157ZM164 121V120H163ZM163 121H161V122H163ZM215 121V120H214ZM48 122V121H47ZM50 122V121H49ZM51 122H53V121H51ZM54 122H53V124H54ZM68 122H70V124L68 123ZM83 122H84V120H83ZM104 121L102 120V123H103ZM112 122V121H111ZM124 122H126L125 120L123 121V124H124ZM129 122H130V120H129ZM144 122V121H143ZM153 122V121H152ZM151 122V123H152ZM167 122V124H168V120L166 121ZM170 123H172V124H175V123H173V122H171V121H169ZM192 122V121H191ZM197 122V121H196ZM195 122V123H196ZM199 122V121H198ZM197 122V123H198ZM233 122V121H232ZM3 123V122H2ZM91 123H92V121H91ZM88 124V126H92V124H94L95 125V123L93 122L92 124ZM106 123V122H105ZM108 123V122H107ZM116 122H114V124H115ZM122 123V122H121ZM128 123V122H127ZM134 123V122H133ZM138 123H139V121H138ZM141 123V126H145V125H143V123L142 122H140ZM139 123V124H140ZM147 123V124H146ZM150 123V122H149ZM169 123V124H170ZM181 123V125L180 126H182V127H184V125ZM190 123V122H189ZM214 123V122H213ZM238 123V122H237ZM9 124V123H8ZM40 124V123H39ZM38 124V125H39ZM51 124V123H50ZM83 123H81V125H82ZM98 123H96V125H97ZM100 124H101V122H100ZM113 124V123H112ZM136 124V123H135ZM138 124V125H139ZM160 124V123H159ZM168 124V126H167V129L165 128L166 126L164 125V124H162L163 125V127L165 128L164 130V132H170L169 130H168V127H170V125ZM185 124H186V122H185ZM201 124V123H200ZM13 125V124H12ZM47 125V124H46ZM45 125V126H46ZM59 125V124H58ZM63 125V127H65V128H67L66 126H64ZM72 125V124H71ZM78 125V124H77ZM85 125H87V123L85 122L84 123V126ZM105 125V124H104ZM107 125H109V123L107 124ZM120 125L121 124H119V126L118 127H120ZM125 125V124H124ZM130 125H131V123H130ZM151 125V124H150ZM150 125H147L148 127V129L150 128L149 126ZM154 125V124H153ZM161 125V126H162ZM197 125V124H196ZM227 125V124H226ZM229 125H230V123H229ZM1 126V125H0ZM3 126V125H2ZM8 126H11V125H8ZM50 126V125H49ZM73 126V125H72ZM76 126V125H75ZM83 125L81 126V128L82 127H84ZM99 126V125H98ZM103 126V125H102ZM128 126H129V123H128ZM132 126V125H131ZM157 126V125H156ZM160 126V125H159ZM174 126V125H173ZM173 126H172V129H174L173 128ZM177 128H178V124L177 125H175ZM179 126V127H180ZM187 126V125H186ZM198 126V125H197ZM200 126V125H199ZM5 127V126H4ZM33 127V126H32ZM38 127V126H37ZM36 127V128H37ZM51 127V126H50ZM55 127H56V125H55ZM59 127H62V125H60V126H58V128ZM63 127L61 128V130H60V132H63L64 130H62L63 129ZM109 127H110V125H109ZM121 127H122V125H121ZM120 127V128H121ZM126 127V126H125ZM162 127V128H163ZM181 127V128H182ZM1 128V127H0ZM13 128H15L14 127V125H13ZM44 128V127H43ZM52 128V127H51ZM74 128H76V127H74ZM86 128H87V130H88V133L86 134V132L87 131H85V137L86 138H92L91 136H92V129H94L95 128V126H93V128L92 127H90V128H88L87 126H86ZM86 128L84 127L83 129L84 130H86ZM97 128V127H96ZM99 128V127H98ZM101 129H102V127H100ZM100 128H99V132H93V133H99L100 134ZM114 128H116V127H114ZM128 128H131V127H128ZM140 128H142V127H140ZM152 128V127H151ZM156 128V127H155ZM157 130H160L159 128L160 127H158L157 126ZM171 128V127H170ZM185 128V127H184ZM222 128V127H221ZM233 128V127H232ZM234 128V129H235ZM12 129V128H11ZM35 129V128H34ZM42 129V128H41ZM48 129V128H47ZM53 129V128H52ZM73 128H71V129H67L66 131H67V134H68V136H70L71 137V134L73 133V135H77V133L75 134V131L76 132H79V131H81L80 130V127L78 128H76L77 130H75L74 129V132H72L71 130H72ZM104 129H105V127H104ZM127 129V128H126ZM144 129V128H143ZM146 129V128H145ZM145 129H144V131L142 130V132H145L146 133V131H145ZM152 129H154V128H152ZM176 129V128H175ZM194 129H196V128H194ZM194 129H193V132H194ZM197 129H200V127L199 128H197ZM196 129V130H197ZM202 130H203V128H201ZM38 130V129H37ZM103 130V129H102ZM108 130V129H107ZM113 130V129H112ZM111 129H110V131L111 132H113ZM115 130V129H114ZM118 130V129H117ZM123 130V129H122ZM129 130V129H128ZM150 130V129H149ZM168 130V131H167ZM229 130V129H228ZM11 131V130H10ZM15 131H17V129L15 130ZM32 131H33V128H32ZM34 131H36V130H34ZM47 131V130H46ZM55 131V130H54ZM57 131V130H56ZM109 131V130H108ZM110 131L108 132V134H106V136L108 135L109 136V133H110ZM121 131V130H120ZM130 131V130H129ZM151 131H153V130H151ZM150 131V132H151ZM156 131V130H155ZM185 131H187V132H185ZM201 131V130H200ZM6 132V131H5ZM52 132V131H51ZM82 132H83V130H82ZM107 132V131H106ZM118 132H119V130H118ZM140 132V131H139ZM149 132V131H148ZM163 132V129H162V131H161V133ZM189 132V133H190ZM204 132V131H203ZM202 132V133H203ZM4 133V132H3ZM19 133V132H18ZM39 133V132H38ZM42 133H43V135H44V133H45V135L46 136H50V135H48V134H46V132H44V130L42 131ZM42 133L40 132L39 134H41L42 135ZM47 133H48V131H47ZM57 133V132H56ZM64 133V132H63ZM91 133V134H90ZM105 133V132H104ZM117 133V134H116ZM122 133H124V132H122ZM145 133H143V134H145ZM157 133H160V132H158L157 131ZM189 133H188V136H189ZM197 133H199L198 131H197ZM206 133V132H205ZM31 134V133H30ZM55 134V133H54ZM62 133H60V135H61ZM78 134H81V133H78ZM111 134V133H110ZM142 134V133H141ZM146 134H148V133H146ZM154 133L152 132V135H153ZM163 134H165V133H163ZM167 134H169L170 135V133H167ZM166 134V136L168 137V135ZM195 134V133H194ZM194 134H191L192 136L194 135ZM218 134V133H217ZM11 136H12V134H10ZM18 135V134H17ZM37 135V134H36ZM44 135V136H45ZM57 135V134H56ZM73 135H72V138H74L73 137ZM104 135V134H103ZM113 135V134H112ZM113 135V136H114ZM129 135V136H128ZM152 135H150V136H152ZM161 135V134H160ZM172 135V134H171ZM170 135V136H171ZM174 135V134H173ZM172 135V136H173ZM185 135V134H184ZM197 135V134H196ZM196 135H194V136H196ZM203 135V134H202ZM1 136V135H0ZM10 136V137H11ZM15 136V135H14ZM54 136V135H53ZM57 136H59V135H57ZM63 136V135H62ZM94 136V135H93ZM95 136H96V134H95ZM100 136V135H99ZM111 136V135H110ZM108 137L109 139H111L112 137ZM145 136V135H144ZM143 135H142V137H144ZM156 135L154 134V137H155ZM159 136V135H158ZM164 137H165V135H163ZM171 136V137H172ZM186 136H183V138L185 139V137ZM193 136V137H194ZM199 136H200V134H199ZM209 136V135H208ZM4 137V136H3ZM20 137H21V135H20ZM29 137V136H28ZM43 136H41V138L39 139V140H42V139H44V138H42ZM65 137H66V132H65ZM82 137H84V134L82 133ZM98 137V136H97ZM96 137V138H97ZM102 137V136H101ZM115 137V136H114ZM113 137V138H114ZM124 137H125V135H124ZM146 137V136H145ZM154 137L152 138V139H154ZM166 137V138H167ZM171 137H169V138H171ZM182 137V136H181ZM180 137V138H181ZM192 137V138H193ZM201 137V136H200ZM205 137V136H204ZM215 137L217 138V139H225V141H218L217 139H215ZM220 137H222V138H220ZM2 138V137H1ZM17 138H18V136H17ZM34 138V137H33ZM35 138H36V136H35ZM58 138V137H57ZM56 137H55V139L54 140H56L57 139ZM59 138H60V136H59ZM84 139L83 138V140L82 141H84V140H87V139ZM95 138V137H94ZM103 138V137H102ZM104 138H106V137H104ZM118 138H120V139H118ZM137 138H140V137H137ZM147 138V137H146ZM146 138H144V139H146ZM160 138H162V136H160ZM173 138H174V136H173ZM188 138H190V137H187V139H185V140H188ZM227 138V139H226ZM6 139V138H5ZM11 139V138H10ZM53 139V138H52ZM61 139V138H60ZM68 139H70V138H67V141H68ZM81 139V137L78 139V141ZM127 139V138H126ZM157 139H159L158 137H157ZM195 139V138H194ZM205 139V138H204ZM212 139V138H211ZM7 140V139H6ZM31 140V139H30ZM45 140H47V139H45ZM44 140V141H45ZM59 139H57L56 141H58ZM64 140H66V139H64ZM64 140H61L62 142L64 141ZM72 139H70L69 141H73ZM105 140V139H104ZM128 140H126V141H128ZM135 140H136V137H135ZM148 140H149V137H148ZM161 140H163V139H161ZM170 140V139H169ZM172 140V139H171ZM171 140L169 141V142H171ZM176 140V141H175ZM182 140V139H181ZM181 140H179V141H181ZM184 140V141H185ZM190 140H192L191 138L189 139V141ZM198 140V139H197ZM205 140H207V139H205ZM27 141V140H26ZM43 141V142H44ZM49 141H51L52 142V140H49ZM90 141H92V140H89V142ZM94 141V140H93ZM111 141V140H110ZM109 141V142H110ZM112 141H115V140H113L112 139ZM111 141V142H112ZM149 141H152V140H149ZM183 141V140H182ZM184 141L181 143V144H183L184 143ZM195 141V140H194ZM201 141H202V139H201ZM2 142V141H1ZM4 142V141H3ZM7 142V141H6ZM15 142H16V140H15ZM32 142V141H31ZM35 142H36V140H35ZM34 142V143H35ZM41 142V141H40ZM51 142H49L48 144H50ZM55 142V141H54ZM97 142V141H96ZM108 142V143H109ZM137 142V141H136ZM139 142H141V140H139ZM158 142H159V140H158ZM187 142V141H186ZM198 142V141H197ZM5 143V142H4ZM18 143V142H17ZM53 143V142H52ZM91 143V142H90ZM94 143H95V141H94ZM104 143V142H103ZM106 143H107V140H106ZM106 143H104V144H106ZM160 143V142H159ZM193 143V142H192ZM2 144V143H1ZM9 144V143H8ZM36 144V143H35ZM40 144V147H41V144L42 143H39ZM53 144H55V143H53ZM58 144V143H57ZM60 145L62 144V143H59ZM65 144V143H64ZM64 144H62V145H64ZM70 144V143H69ZM75 144V145H74ZM89 144V143H88ZM198 144H199V142H198ZM202 144V143H201ZM201 144H199V145H201ZM5 145V144H4ZM14 145V144H13ZM12 145V146H13ZM18 145V144H17ZM25 145V144H24ZM44 145H46V144H44ZM52 145V144H51ZM56 145V144H55ZM76 145H78L77 147H75ZM84 145V146H83ZM96 145V144H95ZM111 145H113V143L111 144ZM110 145V146H111ZM183 145H186V144H183ZM6 147L8 146V145H5ZM36 146V145H35ZM85 146H87L88 148L86 149L85 148ZM94 146V145H93ZM104 146V145H103ZM192 146V147H193ZM209 146V147H208ZM16 147V146H15ZM37 147V146H36ZM35 147V148H36ZM47 147V146H46ZM54 148H56V147H58V146H53ZM59 147H61V146H59ZM59 147H58V149H59ZM80 147H83V148H80ZM106 147V146H105ZM112 147V146H111ZM113 147V148H114ZM208 147V148H207ZM5 148V147H4ZM21 148V147H20ZM25 148V147H24ZM27 148V147H26ZM34 148V147H33ZM44 148V147H43ZM51 148V147H50ZM85 148V149H84ZM186 148H191V151H186V150H188V149H186ZM13 152H14V146H13ZM12 149H10V150H12ZM28 149V148H27ZM38 149V148H37ZM41 149V148H40ZM40 149H38L37 151H39ZM46 149V148H45ZM48 149V148H47ZM81 149V150H80ZM82 149L84 150V151H82ZM186 149V150H185ZM208 149V150H207ZM210 149V150H209ZM6 150V149H5ZM17 150H19V149H17ZM35 150V149H34ZM43 150V149H42ZM49 150V149H48ZM47 150V151H48ZM56 150V149H55ZM65 150V149H64ZM80 150V151H79ZM86 150L88 151V154H89V157H86V155H85V153H87L86 152ZM113 150H115V149H113ZM202 150V151H201ZM206 150V151H205ZM9 151V150H8ZM20 151V150H19ZM36 151V150H35ZM34 151V152H35ZM51 151V150H50ZM53 151V150H52ZM59 151V150H58ZM63 151V150H62ZM66 151H67V149H66ZM72 151H74V152H72ZM82 151V152H81ZM95 151H98V150H95ZM193 151V152H192ZM205 151V152H204ZM10 152V151H9ZM12 152V153H13ZM16 152V151H15ZM42 152V151H41ZM40 151H39V153L40 154H42ZM43 152H45V151H43ZM57 152V151H56ZM56 152H54V153H56ZM64 152V151H63ZM69 152H68V154H69ZM4 153H5V151H4ZM11 153V154H12ZM25 153V152H24ZM24 153H17V154H19V156H20V154L22 155V154H24ZM28 153V152H27ZM31 153V152H30ZM48 153V152H47ZM58 154H57V156L59 155L60 156V154H59V152H57ZM65 153V152H64ZM63 153V154H64ZM84 153V154H83ZM112 153V152H111ZM112 153V154H113ZM9 154V153H8ZM29 154V153H28ZM36 154V156H37V153H34V155ZM67 154V153H66ZM69 154V155H70ZM83 154V155H82ZM111 154V155H112ZM160 154H163L162 155V157L160 156ZM190 154H192V157L191 156H189ZM3 155V154H2ZM33 155V156H34ZM47 155V154H46ZM48 155H49V153H48ZM51 155V154H50ZM50 155H49V159H50ZM55 155V154H54ZM54 155H53V157H54ZM110 155V156H111ZM159 155V156H158ZM194 155V156H193ZM5 156V155H4ZM3 156V157H4ZM11 156V155H10ZM18 156V157H19ZM35 156V157H36ZM40 156V155H39ZM56 156V157H57ZM110 156H108V157H110ZM155 156H157V157H155ZM1 157V156H0ZM13 157H15V159L13 158ZM42 157V156H41ZM11 158H13L14 160H19V159H16L17 157L16 156H14L13 154H12V156H11ZM25 158V157H24ZM29 158H31V157H29ZM38 158V157H37ZM40 158V157H39ZM47 158H48V156H47ZM59 158V157H58ZM4 159V158H3ZM7 159H9V158H7ZM6 159V160H7ZM60 159V158H59ZM24 160H26V159H24ZM37 160V159H36ZM35 160V161H36ZM42 160V159H41ZM2 161V160H1ZM0 161V162H1ZM23 161V160H22ZM29 161V160H28ZM31 161V160H30ZM38 161H40V159L38 160ZM60 162H61V160H59ZM58 161V162H59ZM3 162H5V161H3ZM8 162V161H7ZM11 162H13L12 160H11ZM41 162H43V161H41ZM41 162H39V163H41ZM49 162V161H48ZM69 162L70 163H72L73 164V166H70V170H72V171H70L69 169H68V166L67 165H70L69 164ZM21 163V162H20ZM28 163V162H27ZM50 163V162H49ZM55 162H53L52 164H54ZM56 163H57V161H56ZM1 164H2V162H1ZM25 164H26V162H25ZM29 164V163H28ZM38 164V163H37ZM4 165V164H3ZM44 165V164H43ZM51 165V164H50ZM25 166V165H24ZM29 166V165H28ZM36 166V165H35ZM58 166V165H57ZM3 167V166H2ZM14 167V166H13ZM29 167H31V166H29ZM43 167V166H42ZM45 167V166H44ZM52 167H54V165H52ZM72 167V168H71ZM1 168V167H0ZM37 168H39V167H37ZM36 169V168H35ZM53 169V168H52ZM65 169H67V170H65ZM1 170V169H0ZM24 170V169H23ZM29 170V169H28ZM32 170V169H31ZM40 170V169H39ZM41 170H42V168H41ZM47 170V169H46ZM55 170H57V169H55ZM62 170H60V171H62ZM12 171V170H11ZM21 171V170H20ZM44 171V170H43ZM48 171V170H47ZM58 171H59V169H58ZM65 171H67L66 173H65ZM25 172H26V170H25ZM24 172V173H25ZM42 172V171H41ZM54 172V171H53ZM52 172V173H53ZM55 172V173H56ZM68 172H72L71 174L70 173H68ZM27 173H29V172H27ZM43 173H45V171L43 172ZM51 173V172H50ZM3 174V173H2ZM36 174V173H35ZM38 174V173H37ZM46 174V173H45ZM49 174V173H48ZM67 174H69V175H67ZM31 175V174H30ZM33 175V174H32ZM57 175V174H56ZM51 177H52V175H50ZM9 177V176H8ZM17 177V176H16ZM22 177H23V173H22ZM54 177V176H53ZM60 177V178H59ZM62 177V178H63ZM27 178H29L30 179V181H31V178H30V176L29 177H27ZM14 179V178H13ZM16 179V178H15ZM21 179V178H20ZM28 179V180H29ZM35 179V178H34ZM60 179V180H59ZM33 180V179H32ZM50 180V181H49ZM3 181V180H2ZM13 181V180H12ZM20 181V180H19ZM23 181V180H22ZM62 181V180H61ZM10 182V181H9ZM26 182V181H25ZM24 181L22 182V183H25ZM35 182V181H34ZM67 182V183H66ZM27 183V182H26ZM33 183V182H32ZM28 184H29V181H28ZM50 184H52V185H50ZM57 184V183H56ZM10 185V184H9ZM16 184L14 183V185L13 186H15ZM26 185V184H25ZM61 185V186H60ZM30 186V185H29ZM18 187V185L16 186V191H14V192H12L10 195H13V194H15L13 197L11 196L10 197V195H6V194H8V193H6L4 196H6V198L7 197H10L8 200H10L9 202H11L12 204H9L8 202H5L4 200H1V202L0 203H2L3 201V205H5L6 203H8L9 205H11V206H8V204L7 205H5V206H3V207H7L8 206V208L10 209V208H12V206H14L13 204H14V201H16L17 203L19 202L18 201V199L19 200H24L23 198L25 197V198H27V195H26V193L27 192H25V188H24V186L22 187H19V189L17 188ZM55 188H54V190H55ZM62 188V189H63ZM264 188V187H263ZM2 189V188H1ZM9 189H10V187H9ZM52 189V188H51ZM12 190H13V188H12ZM68 190V189H67ZM67 190H66V193H69V191L67 192ZM34 191V190H33ZM33 191H31L30 190V192H33ZM41 191V190H40ZM39 191V192H40ZM53 191V190H52ZM59 191H62L61 189L59 190ZM3 191L1 190V193H2ZM24 192H25V195H24ZM54 192V191H53ZM63 192V191H62ZM65 192V191H64ZM36 193V192H35ZM258 193H260V192H258ZM3 194V193H2ZM44 194V193H43ZM63 194V193H62ZM62 194H60L61 196H62ZM246 194V193H245ZM248 194V193H247ZM252 194V191H251V193H250V195ZM256 194V193H255ZM22 195H24V197L22 198ZM40 195H41V193H40ZM55 195V194H54ZM66 195V194H65ZM69 195H71V194H69ZM234 195V196H235ZM240 195V194H239ZM2 196V195H1ZM3 196V197H4ZM19 196H21V199H20V197ZM29 196H31V195H29ZM42 196V195H41ZM48 196H50V195H48ZM48 196H45V197H48ZM51 196H52V194H51ZM50 196V197H51ZM74 196V197H75ZM237 196V195H236ZM3 197H0V199H3ZM33 197V196H32ZM37 197V196H36ZM53 197V196H52ZM56 197V196H55ZM58 197V196H57ZM71 197V196H70ZM77 197H75V198H73V197H71V198H73L72 200H71V202H68L69 204L70 203H72V201L75 199L76 200V198ZM5 198V199H6ZM30 198V197H29ZM35 198V197H34ZM33 198V199H34ZM38 198H39V195H38ZM60 198V197H59ZM65 198V197H64ZM243 198V197H242ZM6 199V200H7ZM31 199V198H30ZM30 199H28L29 201H30ZM36 199V198H35ZM42 199V198H41ZM44 199V198H43ZM42 199V200H43ZM48 200H49V198H47ZM70 199V198H69ZM238 199H239V196H238ZM248 199H249V197H248ZM11 200H13V201H11ZM20 201L19 203H21V202H23V201ZM26 200V199H25ZM27 200V202H29ZM42 200H40L41 202H45V201H42ZM46 200V199H45ZM54 200V199H53ZM63 200V199H62ZM65 200V199H64ZM243 200V202L246 204L247 203V198H246V196H245V198H243L242 199ZM33 201V200H32ZM35 201V200H34ZM47 201V200H46ZM50 201V200H49ZM48 201V202H49ZM61 200H59V201H57V202H60ZM67 201V200H66ZM65 201V202H66ZM79 201V200H78ZM241 201V200H240ZM38 203H39V199H38V201H37ZM64 202V203H65ZM74 202V201H73ZM235 202H237V201H235ZM26 203V202H25ZM32 203V202H31ZM52 203V202H51ZM51 203H49V205L51 204ZM55 203V202H54ZM67 203V202H66ZM65 203V204H66ZM241 203V202H240ZM251 203H249V204H251ZM16 204V203H15ZM35 204V203H34ZM33 204V205H34ZM43 204V203H42ZM53 204V203H52ZM59 204V203H58ZM68 204V205H69ZM75 204V203H74ZM17 205V204H16ZM20 204H18V207L20 208V206H19ZM22 205H24V203L22 204ZM21 205V206H22ZM56 205V204H55ZM60 205V204H59ZM76 205V204H75ZM241 205V204H240ZM242 205H244V204H242ZM248 205V204H247ZM256 205H255V207H256ZM2 206V205H1ZM26 205H24V207H21V209L22 208H27V207H25ZM36 206V205H35ZM39 206H40V203H39ZM47 206H48V204H47ZM53 206V205H52ZM62 206H63V204H62ZM77 206H78V204H77ZM80 206V205H79ZM18 207H17V209H18ZM32 207V206H31ZM37 207V206H36ZM44 207H46V204H44ZM55 207V206H54ZM64 207H66V205L64 206ZM84 207V206H83ZM246 207V206H245ZM249 207V206H248ZM251 207V206H250ZM253 207V206H252ZM2 208V207H1ZM5 208H3V209H5ZM13 208H15L16 209V207H13ZM11 209V210H13V212H12V214H11V218L13 217L14 218V216H13V213H14V209ZM33 208V207H32ZM32 208H30V209H32ZM41 208V207H40ZM49 208V207H48ZM72 208V207H71ZM73 208H75V207H73ZM78 208V207H77ZM76 208V209H77ZM240 208V207H239ZM258 208V207H257ZM256 208V209H257ZM9 209H7L6 211H8ZM45 209V208H44ZM47 209V208H46ZM58 208H56V210H57ZM61 209H63V207L62 208H60V210ZM81 209V208H80ZM85 209V208H84ZM237 209H238V207H237ZM248 209V208H247ZM20 210V209H19ZM27 210L29 211V208H27ZM33 210H34V208H33ZM38 210V209H37ZM41 210V209H40ZM59 210V209H58ZM57 210V211H58ZM64 210V209H63ZM6 211H5V213H6ZM10 211V210H9ZM17 211V210H16ZM36 211V210H35ZM34 211V212H35ZM44 211V210H43ZM49 211V209H47V212ZM65 211V210H64ZM79 211V210H78ZM87 210H85V212H86ZM20 212H23V214L25 213V212H27V211H25V209L23 210V211H21L20 210ZM30 212H32V211H30ZM33 212V213H34ZM37 212V211H36ZM51 212V211H50ZM53 212H54V210H53ZM58 212H60V211H58ZM72 212H73V210H72ZM75 212H77V211H75ZM83 212H84V210H83ZM3 213V212H2ZM9 213V212H8ZM19 212L17 211V214H18ZM43 213V212H42ZM55 213V212H54ZM67 213V212H66ZM82 213V212H81ZM246 213V212H245ZM10 214H9V216H10ZM17 214H16V212L14 213V215H16L15 217H17ZM31 214V213H30ZM44 214V213H43ZM47 214V213H46ZM46 214H45V216H46ZM53 214V213H52ZM56 214V213H55ZM60 214H61V212H60ZM62 214H65V213H63L62 212ZM61 214V215H62ZM85 214V213H84ZM83 214V215H84ZM87 215H89V213H86ZM254 214H255V212H254ZM4 215V214H3ZM6 215L8 216V214L6 213ZM6 215H4L3 217L5 218H7V216ZM21 215H22V213H21ZM28 215H29V213H28ZM28 215L26 216V213H25V217H27V219L29 218L28 217ZM48 215V214H47ZM54 215V214H53ZM70 215H71V212H70ZM83 215H81V216H83ZM244 215V214H243ZM2 216V215H1ZM33 216V215H32ZM34 216H36V215H34ZM38 216V215H37ZM49 216V215H48ZM63 216H65V215H63ZM73 216H74V214H73ZM76 216V215H75ZM80 216V214L78 215V217ZM85 216V215H84ZM91 216H92V214H91ZM90 216V217H91ZM237 216V215H236ZM3 217H2V219H3ZM20 217V216H19ZM22 217H24V215L22 216ZM21 217V218H22ZM40 217H42V216H40ZM52 217V216H51ZM58 217V216H57ZM57 217H56V219H57ZM77 217V218H78ZM244 218H245V215L243 216ZM242 217V219H244ZM255 217V216H254ZM253 217V218H254ZM9 218V217H8ZM7 218V220H9ZM38 217H36V219H37ZM42 218H44L45 219V221H46V218L43 216ZM68 218V217H67ZM75 218V217H74ZM76 218V219H77ZM94 218V219H95ZM241 218V217H240ZM38 219H40V218H38ZM44 219H42V220H44ZM49 219V222H51L52 220H50V218L48 217L47 218V220ZM52 219V218H51ZM54 219V218H53ZM63 219H65L64 217H63ZM62 219V220H63ZM70 219V218H69ZM73 219V218H72ZM75 219V220H76ZM79 219V218H78ZM82 219V218H81ZM85 219H86V217H85ZM84 219V220H85ZM93 219V220H94ZM252 219V218H251ZM6 220V221H7ZM15 220H17V218L15 219ZM18 220H20L19 218H18ZM26 220V219H25ZM24 220V221H25ZM29 220V219H28ZM32 220H35V218H33ZM31 220V221H32ZM58 220V219H57ZM66 220V219H65ZM65 220H64V222H65ZM83 220V221H84ZM89 220V219H88ZM96 220V221H97ZM236 220V222H237V224H236V226L238 225V228H241L242 229V227L244 228V231H242V230H240L241 231V233L239 234H237V235H234V231H232L233 229H231V227H232V225L231 224H234L233 222ZM30 221V220H29ZM30 221V223H32ZM38 221V220H37ZM36 221V222H37ZM41 221V220H40ZM39 221V222H40ZM86 221V220H85ZM85 221H84V223H85ZM95 221V220H94ZM28 222V221H27ZM44 222V221H43ZM43 222L41 221L40 223V225H42L43 224ZM53 222V221H52ZM56 222L57 221H55L54 223L56 224ZM61 222V221H60ZM67 222V221H66ZM69 222V221H68ZM71 222H72V220H71ZM70 222V223H71ZM79 222V221H78ZM89 222V221H88ZM87 222V223H88ZM235 222V223H236ZM247 222V221H246ZM250 222V221H249ZM46 223H47V221H46ZM54 223H52V224H54ZM58 224L55 226L54 225V227H53V230H54V228L55 227H57V226H59V222H57ZM83 223V224H84ZM93 223V222H92ZM95 223V222H94ZM239 223V224H238ZM248 223V222H247ZM250 223V224H251ZM34 224V223H33ZM39 224V223H38ZM37 224V225H38ZM48 224V223H47ZM47 224H45L44 223V225H46L47 226ZM51 224V223H50ZM63 224V223H62ZM74 224H76V223H74ZM73 224V225H74ZM89 224V223H88ZM88 224H87V226H88ZM97 224V223H96ZM96 224H94L93 226L95 227V225ZM107 224V225H106ZM108 224H110L111 225V229H108L109 228V226H108ZM116 224H119L120 226L122 225V227H120L119 228V226L117 225L116 226ZM243 224V225H242ZM36 225V226H37ZM65 225V224H64ZM69 225V224H68ZM70 225H72V224H70ZM79 225V224H78ZM84 225H86V223L84 224ZM231 225V226H230ZM35 226V227H36ZM43 226V225H42ZM42 226H39V227H36V229L37 228H39V230L38 231H42L43 230V228H45L46 229V226H44V227H42ZM48 226H50V225H48ZM47 226V227H48ZM53 226V225H52ZM51 226V227H52ZM61 226V225H60ZM59 226V227H60ZM90 226V225H89ZM97 226H100V225H97ZM96 226V227H97ZM242 226V227H241ZM32 227H34V226H32ZM59 227H57L56 229L58 230V228ZM67 228L68 227H70V226H66ZM80 226H78V228H79ZM93 227V228H94ZM104 227V226H103ZM141 227V226H140ZM229 227H230V229H231V231H230V229H229ZM6 228V227H5ZM50 228V227H49ZM63 228V227H62ZM62 228H60L59 230H64V229H66V228H64V229H62ZM82 228H84V230L86 229V227H82ZM89 228V227H88ZM100 228V227H99ZM119 228V229H118ZM122 228V229H121ZM236 228V227H235ZM3 229V228H2ZM71 229V228H70ZM105 228H103V230H104ZM237 229V228H236ZM5 230V229H4ZM32 230V229H31ZM34 230V229H33ZM47 230V229H46ZM74 230V229H73ZM77 230V229H76ZM76 230L74 231L75 233H76ZM87 230V229H86ZM92 230V229H91ZM96 230V229H95ZM100 230V229H99ZM35 231H37V230H34V232ZM78 231V230H77ZM90 231V230H89ZM88 231V232H89ZM106 231V232H107ZM112 231V230H111ZM111 231H109L108 233H111ZM127 231V230H126ZM125 231V228L123 229V231H121L120 233L122 234V232L124 233V232H126ZM133 231H135V229L133 228ZM133 231L131 232L132 234H130V236L131 235H133ZM236 231V230H235ZM32 232V231H31ZM44 232V231H43ZM43 232H41V233H43ZM50 232V231H49ZM55 232V231H54ZM64 232H65V230H64ZM79 232V231H78ZM86 232V231H85ZM88 232H86L87 234H88ZM91 232V231H90ZM95 232V231H94ZM101 233H102V229H101V231H100ZM231 232V233H230ZM237 232V231H236ZM38 233V232H37ZM47 234H45L44 233V235L46 236V235H49L48 236V239H49V237H51V233H53V232H50L49 234H48V231L46 232ZM70 233V232H69ZM74 233V234H75ZM80 233V232H79ZM82 233V232H81ZM84 233V232H83ZM107 233V234H108ZM138 233V232H137ZM137 233L135 234V232H134V234H135V236H138L137 235ZM233 233V234H232ZM250 233V234H249ZM33 234H35V233H33ZM61 234H62V232H61ZM74 234H73V236H74ZM97 234H100V233H98L97 232ZM103 234V236L106 234L105 233V231L102 233ZM101 234V235H102ZM112 234H111V236L110 237H112ZM57 235H59V239H60V236H63V235H60V233H57ZM57 235H56V237H57ZM69 235V234H68ZM79 235V234H78ZM77 235V236H78ZM84 235V234H83ZM94 235V234H93ZM100 235V236H101ZM119 235V234H118ZM124 235H126V233H124ZM124 235H122V236H124ZM234 235V236H233ZM52 236H54V234L52 235ZM70 237H71V234L69 235ZM80 236V235H79ZM82 236V235H81ZM87 236V235H86ZM95 236V235H94ZM99 236V235H98ZM129 233H128V236L126 235V238L128 237V239H129ZM134 235L133 236H131V238H132V243L131 242H129L130 244H129V246L128 247H130L131 246V244H132V246L134 247L135 245H133L134 243H133V240L135 239H133V237H135ZM89 237H90V235H89ZM97 237V236H96ZM104 237H108V236H104ZM104 237H101V239L102 238H104ZM120 237H121V235H120ZM36 238V237H35ZM53 238V237H52ZM67 238V237H66ZM69 238V237H68ZM72 238V237H71ZM71 238H69V239H71ZM82 238V237H81ZM86 238V237H85ZM88 238V237H87ZM114 238H116V236L114 237ZM113 238V239H114ZM124 238V237H123ZM131 238L129 239V241L131 240ZM59 239L58 240H51L52 242V244H53V247L54 248H58L59 246H55V244H56V242H58L59 241ZM68 239V240H69ZM76 239V238H75ZM92 239V238H91ZM105 239V238H104ZM104 239H102L103 240V242H102V244L103 243H105L104 241ZM111 239V238H110ZM116 239H118V238H116ZM120 239V238H119ZM137 239H139V238H136L135 239V241L134 242H136V240ZM62 240V239H61ZM63 240H65V239H63ZM67 240V241H68ZM74 240V239H73ZM101 240V241H102ZM106 240L108 241L109 240V237H108V239L106 238ZM112 240V239H111ZM121 240V239H120ZM124 240H127V239H124ZM76 241H78V238H77V240ZM83 241H84V243H85V240L83 239ZM89 241V240H88ZM117 241H119V240H117ZM116 241V242H117ZM122 241V240H121ZM121 241L120 242H117V243H119V246H120V244H123V242L121 243ZM138 241V240H137ZM144 240H143V242H145ZM54 242V243H53ZM63 242H66V241H63ZM69 242V241H68ZM72 242V241H71ZM92 242H93V240H92ZM110 241H108V243H109ZM115 242V241H114ZM115 242V243H116ZM127 242H128V240H127ZM140 242L141 243H143L142 242V240L140 239ZM139 242V243H140ZM145 242V243H146ZM59 243V242H58ZM77 244L79 243V242H76ZM94 243V242H93ZM99 243V242H98ZM107 243V247H105V248H103V249H109L110 248V245ZM113 243V242H112ZM111 243V244H112ZM115 243H113V245L115 244ZM116 243V244H117ZM125 243V242H124ZM61 244V243H60ZM68 244H70V242L68 243ZM83 244V243H82ZM106 244V243H105ZM115 244V245H116ZM136 244H138V242H136ZM147 244V243H146ZM145 244V245H146ZM50 245V244H49ZM64 245V244H63ZM74 245H76L75 243L74 244H71V247L72 246H74ZM85 245V244H84ZM91 245H92V243H91ZM101 245V244H100ZM113 245H111V247L113 246ZM142 245V244H141ZM81 246H83V245H81ZM101 246H104V245H101ZM108 246H109V248H108ZM118 245H116L115 247H117ZM125 246L127 247V244H125L122 248H125ZM136 246H138V245H136ZM144 246V245H143ZM64 247H66V244L64 245ZM63 246L61 247V248H58V249H56L58 252L59 251H61V250H59V249H63L64 251H66L65 250V248H64ZM76 247V246H75ZM85 247V246H84ZM83 247V248H84ZM87 247V246H86ZM89 247V246H88ZM87 247V248H88ZM95 247V246H94ZM94 247H92L93 248V253H95L94 252ZM127 247V248H128ZM139 247V246H138ZM67 248H68V246H67ZM82 248V249H83ZM86 248V249H87ZM118 248V247H117ZM131 248V251H130V249H129V251L130 252H128V253H131L132 255L135 253V250L133 249L132 250V247H130ZM137 248V247H136ZM144 248V247H143ZM142 248V249H143ZM74 249H76V248H74ZM78 249V248H77ZM76 249V250H77ZM98 249V248H97ZM96 249V250H97ZM111 249V248H110ZM119 251L121 252V248L119 247ZM126 249V248H125ZM55 250V251H56ZM100 250V249H99ZM112 251H113V248L111 249ZM115 250H116V248H115ZM114 250V251H115ZM123 250V249H122ZM138 250V248L136 249V251ZM144 251H145V249H143ZM143 250H139V251H137L136 252V257H137V259H142V257L141 258H139L140 257V255H139V257H138V254H140V251L141 252H143ZM26 251V250H25ZM69 251V250H68ZM72 251H73V247L71 248V253H72ZM80 251V250H79ZM113 251V252H114ZM128 251V250H127ZM146 251V252H147ZM83 252H84V250H83ZM91 251H89V253H90ZM104 252H105V250H104ZM104 252H102L103 254H104ZM111 252V251H110ZM113 252H111V253H113ZM117 252H118V250H117ZM116 251L114 252V253H117ZM125 252H126V250H125ZM124 252V253H125ZM133 252V253H132ZM60 253H63V251H61ZM69 253V252H68ZM68 253H64V254H68ZM92 253V254H93ZM96 253H98V252H96ZM106 253V252H105ZM111 253H106L105 255L107 256V254H108V256L111 254ZM113 253V254H114ZM121 253H123V251L121 252ZM127 253V254H128ZM70 254V253H69ZM68 254V255H69ZM73 255H74V253H72ZM72 254H70L69 256H71ZM91 254V253H90ZM112 254V255H113ZM130 254V255H131ZM143 254H144V252H143ZM147 255H145V261H146V256H150V254H148V252L146 253ZM204 254H208L209 256H204ZM225 254V255H224ZM226 254L228 255V256H226ZM55 255V254H54ZM53 255V256H54ZM87 255V252H86V254H85V256ZM94 255V254H93ZM99 255V254H98ZM101 255V254H100ZM99 255V256H100ZM118 255H119V252H118ZM120 255H122V254H120ZM123 255H125V254H123ZM123 255H122V257H123ZM160 255L161 256H163V259L160 257ZM67 256V255H66ZM76 256V254L74 255V257ZM82 256H84V255H82ZM95 256H97V255H95ZM115 257H116V254L114 255ZM126 256V255H125ZM129 256V255H128ZM141 256H142V253H141ZM155 256H158L156 259H154L155 258ZM221 256H223V258H221ZM225 256V257H224ZM73 257V256H72ZM71 257V258H72ZM80 257V256H79ZM89 257V256H88ZM98 257V256H97ZM102 257V256H101ZM103 257H104V255H103ZM131 257H133V256H131ZM130 257V258H131ZM136 257H133L134 258V260H132V264H134V263H138V261H136V262H134L133 263V261H135V259H136ZM160 257V258H159ZM164 257L168 260H164ZM50 258H51V256H50ZM93 258H95L94 256L92 257V261H93ZM99 258V257H98ZM97 258V259H98ZM112 258V256H110V259ZM118 258V257H117ZM125 258V257H124ZM123 258V259H124ZM150 258H151V256H150ZM159 258V259H158ZM206 258V259H205ZM221 258V259H220ZM237 258H239L240 259V261H238L237 260ZM52 259V258H51ZM75 259V258H74ZM81 259V258H80ZM102 259V258H101ZM100 259V260H101ZM106 259H107V257H106ZM116 259V258H115ZM114 259V260H115ZM120 259V258H119ZM129 259V258H128ZM132 259V258H131ZM83 260H84V258H83ZM86 260H88L87 258H86ZM104 261H107V260H105V259H103ZM108 260H109V258H108ZM121 260V259H120ZM147 260H148V257H147ZM209 260V259H208ZM207 260V261H208ZM214 260V258L212 259V261ZM217 260V259H216ZM221 260V261H220ZM236 260L238 261V262H236ZM53 261V260H52ZM85 261V260H84ZM98 261V260H97ZM113 261V260H112ZM151 261H149V262H151ZM206 261V263H209V262H207ZM225 261V260H224ZM56 261H54V263H55ZM68 262H69V260H68ZM77 262H78V260H77ZM76 262V263H77ZM82 263H83V261H81ZM80 262V264H82ZM110 262V264H112L111 263V260L109 261ZM108 262V263H109ZM115 262V261H114ZM120 262H122V261H120ZM140 262L142 263L143 262V264H146V262H144V259H142V260H140ZM139 262V263H140ZM163 262V263H162ZM205 262V261H204ZM214 262V261H213ZM59 263V262H58ZM93 263V262H92ZM92 263H89V264H92ZM103 263V262H102ZM107 262H106V264H108ZM119 262H117V264H118ZM124 263V262H123ZM123 263H121V264H123ZM126 263H131V262H127L126 260H125V264ZM138 263V264H139ZM140 263V264H141ZM225 263V262H224ZM60 264V263H59ZM70 264V263H69ZM96 264H98V263H96ZM147 264H149L148 262H147ZM150 264H152V262L150 263ZM201 264H203V262H201ZM205 264V263H204ZM210 264H211V261H210ZM212 264H216V262H214V263H212ZM226 264V263H225Z\"/></svg>","mask_w":264,"mask_h":264},{"label":"crops","instance_id":"3","mask_svg":"<svg viewBox=\"0 0 264 264\" xmlns=\"http://www.w3.org/2000/svg\"><path fill=\"white\" fill-rule=\"evenodd\" d=\"M108 0H103V2H107ZM144 1L145 0H135V3H129L127 5V8L125 9H122V10H128V9H131L132 11L129 12V15L127 16L126 20H125V25L126 23L128 22L127 20L130 19V18H133L135 16H138L140 15V13H144L145 12H151L150 11V7H144ZM125 2H129V0H125ZM146 3L147 5H150L152 3H154V0H146ZM121 9H116L115 7H113L112 9L110 10H105L101 7V16L104 17V18H108L110 20H112L113 22V25H114V28H116L117 30L119 31H124L123 28H122V25H116V23H119L117 17L115 16L114 12L116 11H120ZM78 17L84 22H88L91 18H94L96 16H93L90 11L83 7V8H80L78 10ZM121 29V30H120Z\"/></svg>","mask_w":264,"mask_h":264},{"label":"snow or ice","instance_id":"4","mask_svg":"<svg viewBox=\"0 0 264 264\" xmlns=\"http://www.w3.org/2000/svg\"><path fill=\"white\" fill-rule=\"evenodd\" d=\"M129 3H135V0H129V2H125V0H109V2L107 4L101 5V7L103 9H109L110 10L113 7H115L116 9H121L120 11L114 12V14L119 21V23H116V25H122L125 36H130V33L133 30V26L131 24L125 25V20H126L127 16L129 15V12L132 10L131 9H128L126 11L122 10V9L127 8V5ZM144 7H150V5H144Z\"/></svg>","mask_w":264,"mask_h":264}]
</instances>
